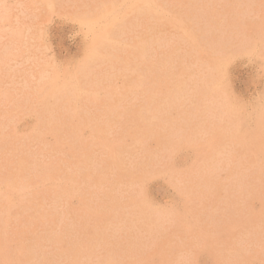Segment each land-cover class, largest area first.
I'll list each match as a JSON object with an SVG mask.
<instances>
[{
	"label": "rangeland",
	"instance_id": "1",
	"mask_svg": "<svg viewBox=\"0 0 264 264\" xmlns=\"http://www.w3.org/2000/svg\"><path fill=\"white\" fill-rule=\"evenodd\" d=\"M145 1L143 2V0H141V1H139V0H0V123H1L0 124V135H1L0 140L2 141V142L0 141V169H1L0 174L2 173V175H0V178H1L0 179V195L2 194L1 196H3V197L0 196V212H1L0 215L2 216V217L0 216V228H1V230H0V252H1L0 253V264H27V263L31 264L32 262H33V264H40V263L44 264V262H45V264H49V263L50 264L51 263L52 264H57V263L58 264H62V263L65 264L66 261H67L66 264H83V263L87 264L90 262V260L93 263L96 262L94 264H98V263L99 264H132V263L135 264V262H136V264H161V263L165 264L167 261H169V262H167L168 264H172V263L173 264H181V263L187 264L188 261H189L188 264H190V263L192 264L193 262H194L193 264H215V263L216 264H224V263L225 264L226 263L227 264H229V263L230 264H261L262 262H263L262 264H264V261H263L264 260V249H263L264 240H262V239H264V235H263L264 234V229H263L264 228V216H263L264 215V206H263V203H264V199H263L264 198V192H263L264 191V181H263L264 180V174H261V172L264 173V169L262 170V166H264L263 165L264 164V156H261L264 152V145H263L264 144V134H262V133H264V122H263L264 121V118H263L264 113H262V112H264V44H263V42H264L263 36L264 35H262V33H261V32L264 33V31H263V29H264L263 28L264 27V9H263L264 0H252V1H250V0H157L158 3H156V0H153V1L150 0V2H149V0H145ZM154 2L156 3V6H155ZM249 2H250V4L251 3H254V4L250 5ZM257 2H258V4H257ZM132 4H134V5H132ZM163 4H164L165 8H164ZM195 4L197 5V7L195 6ZM142 5L145 7L143 8ZM173 5H174V7H172ZM214 5H216L217 8ZM177 6H178V8H177ZM198 6H200V8H198ZM206 6H208V7L206 8ZM213 7H215V8H213ZM139 8H141L140 12L138 11ZM154 8L155 9L157 8V9L155 10ZM161 8H162V11H161ZM133 9L136 11H134ZM187 9H188V11H187ZM197 9H198V12H197ZM206 9H207V11H206ZM210 9H212V10H210ZM213 9H215V10L213 11ZM221 9H222V11H221ZM254 9H256V10H254ZM257 9H259V10H257ZM142 10L146 11V12H143ZM164 10L166 11V13L165 12L163 13ZM173 10H174V12H173ZM192 10L195 13L191 14ZM217 10H219L220 12ZM137 11H138V13H137ZM167 11H168L169 16H167ZM189 11H190V13H189ZM206 12H208V13H206ZM128 13H129V16H128ZM142 14L145 15L146 17H144ZM189 14H190V16H189ZM165 15L167 16L166 21L163 20V19H166ZM21 19H22V21H21ZM197 19H198V22H197ZM24 20H26V21H24ZM168 20L172 21L173 23L169 22ZM215 20H217V22ZM137 21H140V22H137ZM232 21H234V22H232ZM128 22H130V23H128ZM180 22H182V23L185 22L186 26H185V24H182ZM226 22H227V24H226ZM258 22H260L261 25ZM21 23H23V24H21ZM26 23H27V25H26ZM235 23H238V25L243 24L242 25L243 27L241 26L239 28L240 25L239 26L237 24L235 25ZM251 23H252V25H251ZM132 24H133V26H132ZM181 24L183 27L185 26L186 28L185 27L183 28L181 26ZM253 24L254 25L258 24V25L253 26ZM150 25H152V27H150ZM164 25H166V26L164 27ZM177 25H179V26H177ZM259 25L260 26L263 25V26L260 27ZM123 26H125V27L123 28ZM171 26H175L176 29H175V27L173 28ZM258 26L260 27V29H255V28H258ZM189 27H190V29H189ZM199 28H201V29H199ZM162 29L165 31H163ZM232 29H234V30H232ZM235 29H237L238 32H236ZM110 30H113V31L111 32ZM149 30H150V32H148ZM240 30H241V32H240ZM255 30L257 31L258 34H256ZM258 30H262V31H258ZM126 31H128V32H126ZM170 32H171V34H170ZM242 32H243V34H242ZM253 32H255L256 35L253 34ZM113 33H115V34H113ZM134 33H136V34H134ZM157 33H158V35H157ZM235 33H237V34H235ZM13 34L19 38H16L15 36H13ZM217 34L218 35L220 34L219 36H221V37H219ZM247 34H250V35L247 36ZM149 35H150V37H149ZM239 35L242 37H238ZM118 36H120V37H118ZM146 36H148L149 39H151V40L147 39ZM231 37H232L233 43H232V41H230ZM259 37H260V39H259ZM261 37H263V38H261ZM115 38L116 39L118 38V39L116 40ZM129 38H130V40H129ZM155 38H157V39H155ZM168 38H169V42H168ZM119 39H121L125 42H123V41L119 42L120 41ZM154 39L156 41L158 40L159 42L157 41V43H155L156 41H154ZM241 39H242V41H241ZM134 40L136 42H134V44H132V47H131V43H133ZM138 40H142V42L138 41ZM197 40H199V41H197ZM137 41L139 42L138 44H137ZM247 41H248L249 45L245 44V42L247 43ZM253 41H255V42H253ZM258 41H262V42H258ZM144 42L145 43L147 42L146 43L147 46ZM118 43L120 45H118ZM224 43H226V44H224ZM230 43H232V44H230ZM235 43L237 45L238 44L239 45L236 46ZM220 44L224 48L219 49V47H221ZM253 44L255 45L254 47H253ZM162 45H163V47H162ZM172 45H173V48L171 47ZM134 46L138 47L141 51H136V49L137 50H139V49L135 48ZM210 46H211L212 50L210 49ZM212 46H214V48ZM261 46H263V47H261ZM108 47L111 49V51ZM144 47H146V48L143 49L144 50L143 51L142 48H144ZM235 47H237L238 50ZM251 47H253L252 50L250 49ZM131 48H132V51H131ZM147 48H150V49H147ZM239 48H241L242 50L240 49V51H239ZM30 49H32L31 52H30ZM115 49H117V50H115ZM213 49H214V51H213ZM223 49L225 51H223ZM229 49L233 50L234 53H233V51L230 52ZM28 50H29V52H28ZM121 50L122 51L124 50L123 53H121L122 52ZM133 50H135V51H133ZM218 50L222 53H220ZM97 51H99V52H97ZM173 51H174V53H173ZM208 51L210 53L212 52L213 54H210ZM215 51H216V53H215ZM258 51L261 53V55H260V53L257 54ZM188 52L190 53V55ZM26 53H28V54H26ZM109 53L112 55H109ZM129 53H131V54H129ZM134 53H135V58L133 55ZM140 53L141 54L144 53V56L142 55L144 58L141 56ZM151 53H153V54H151ZM186 53H188V54H186ZM231 53H233L234 55ZM137 54L138 55L140 54V55L138 56ZM164 54H166V57L164 56ZM220 54H222V55H220ZM108 55H109V57H108ZM123 55H124V57H126L127 55L129 57L127 56L125 59L123 57ZM186 55H187V57H186ZM207 55H208V57H206ZM162 56L164 59L162 58ZM172 56H174V57H172ZM214 56L216 59L212 58ZM220 56H222L221 59H220ZM18 57H19V60H18ZM21 57L23 58V60ZM131 57H132V60L130 59ZM157 58L160 59L159 62L161 61L163 63V61H164L165 63H163V65H161L162 63L160 62V65H159ZM172 58H173V60H172ZM120 59L121 60L123 59L122 62H120L121 61ZM141 59H143V60H141ZM211 59H212V61H211ZM191 60H193V61H191ZM9 61H11V62H9ZM138 61L140 64L138 63ZM134 62L137 63L139 66L137 64H135ZM182 62H184L185 65H184V63L182 64ZM196 62L200 63L201 65L200 64L198 65V63H196ZM171 63H172V66L169 65ZM206 64H207V69H206V67H204V66H206ZM214 64L217 66H215ZM8 65H9V67H8ZM125 65H128V66H125ZM135 65H137V67L139 69H136L137 67H135ZM211 65H212V67H211ZM143 66H145V67H143ZM182 66L185 67V68H183V70H182ZM186 66L187 67L189 66V68L187 69ZM209 66L211 67L210 69H209ZM213 66H214V68H213ZM109 69H111L112 71ZM131 69L133 70L132 71L133 74L131 72ZM198 69H200V70H198ZM217 69H219V70H217ZM138 70H141L142 74H140L141 71H138ZM166 70H168V71H166ZM187 70L189 72H187ZM209 70L210 71L212 70V71L209 72ZM214 70H217V71L215 72ZM26 71H27V73H26ZM124 71L126 72V74ZM205 71L208 72L209 74L207 73V75H206ZM168 72H170L171 75ZM108 73H110V74H108ZM137 73H138V75H137ZM167 73H168V75H167ZM191 74H193V75H191ZM212 74H213V76H212ZM189 75L192 78L189 77ZM182 76H184V77H182ZM171 77H173L174 79L172 78V80H171ZM185 77H187V78H185ZM77 78H78V80H77ZM127 78H129V79L127 80ZM130 78H132V79H130ZM185 79H189L188 82ZM180 81H181V83H180ZM203 81L205 82V85H204ZM82 82H83V84H82ZM171 82L173 83V85H171ZM175 82H177V83L175 84ZM189 82L191 85L189 84ZM193 82H196L195 83L196 85ZM178 84H180L181 86ZM197 84H198V87H196ZM206 85L208 87V92H207ZM208 85H210L211 87ZM178 86H180V88H178ZM191 86L194 88V90H193V88L191 90ZM203 86H205V87H203ZM182 87H184V88H182ZM213 87H215V89H213ZM128 88H129V90H128ZM209 88H211V89H209ZM183 89L184 90L186 89L187 91L185 90L183 92ZM188 89H189V92H188ZM201 89H203L202 93H204V95H202ZM213 90H215L216 93ZM128 91H131L132 94ZM178 91L179 92L181 91L182 93H179ZM192 91H193V94H191ZM122 92H124V93H122ZM178 93L181 95H179ZM211 93H213V94L210 95V97H209L208 94H211ZM139 94H140V96H139ZM187 94H190V95H187ZM188 96L189 97L192 96V97L189 98ZM204 96L207 98L209 97V98L208 99L203 98ZM213 96H215L216 98ZM196 98L199 101L200 105L196 104V103H198ZM210 99H212V102ZM216 99H218V101H220L218 104L220 105V103H221V105H220L221 107L217 104L218 101ZM128 100H130V101H128ZM204 100H206V101H204ZM165 101H166V104H165ZM201 101H202V103H201ZM138 102L141 104H139ZM167 102L170 104L169 106L167 105L168 104ZM180 102L182 103V105ZM192 102H194V103H192ZM205 102H207V104ZM210 102L213 103V105L210 104ZM124 103H125V106H124ZM135 103H136V105H135ZM126 104H128V105H126ZM162 104L164 105V107L162 106ZM184 104L187 106H185ZM191 104H193V106ZM205 104L207 106H205ZM215 104H217V105H215ZM210 105H212V106L208 107ZM134 106H135V108H134ZM140 106H141V108H140ZM198 106H200V107H198ZM217 106H218V108L220 107V110L218 108H216ZM212 108H214V109H212ZM132 109H134V110H132ZM215 109H217L218 111ZM138 110H140V111H138ZM198 110H199V112H198ZM186 111H187V113H186ZM209 111L213 114L212 116H211V113ZM164 112H165V114H164ZM195 112L197 114H194ZM217 112L218 113L220 112L221 114L220 113L218 114ZM214 113H215V116H217V117L220 116L219 117L220 119L215 117ZM59 114H61V115H59ZM139 114H141V115H139ZM187 114H190V115H187ZM206 114L208 116H204ZM126 116H127V118H126ZM140 116L142 118H140ZM201 116H202V119L207 118V117L210 119L212 118V119L210 120L207 118V119H204V120H206V121H204L201 119ZM38 117H40V118H38ZM188 117H189V119H188ZM193 117L196 119H194ZM41 118L45 122L40 120ZM222 118H223V122H222ZM167 119H168V121H165ZM161 120H163V121L161 122ZM189 120H191L192 122H190ZM193 120H194V123H193ZM212 120H213V122H212ZM217 120H219V121H217ZM226 120L229 122L231 120V122L230 123L226 122ZM259 120H261V122ZM62 121H63V123H62ZM149 121H151L152 123ZM154 121H157V123L155 122L156 123L155 124ZM169 121H170L171 125L169 124ZM52 122L54 123V125H52L53 124ZM133 122H134V124H132ZM166 122H167V124H166ZM186 122H189V123H186ZM209 122H211V123H209ZM216 122L219 124H217ZM220 122H222V123H220ZM60 123L63 124L64 126L61 125ZM135 123L138 125H136ZM183 123L184 124L186 123L189 126H187L186 124L184 125ZM197 123H199V124H197ZM44 124L46 125V127ZM128 124H129V126H127ZM225 124H226V127H225ZM43 125H44V127H43ZM49 125L51 127H49ZM56 125H58V127ZM59 125H60V127H59ZM134 125H135V127H134ZM190 125L192 128L190 127ZM192 125H194L195 128ZM227 125H228V127H227ZM257 125H259V126H257ZM144 126H146V127H144ZM182 126H183V128H182ZM213 126H215V127H213ZM121 127H123L124 129H121ZM129 127H131V128H129ZM137 127H138V129H137ZM139 127L140 128L142 127V128L139 129ZM165 127H167V128H165ZM232 127H233V129H232ZM260 127H261V129H260ZM262 127H263V129H262ZM202 128L204 129V131H206L205 133L202 130ZM224 128H226L228 131ZM59 129H60V132H59ZM63 129H64V131H63ZM189 129L191 131H189ZM200 129L204 135L200 132ZM212 129H213V131H212ZM257 129L259 130V132H257ZM38 130H39L40 135H38V133H37ZM55 130H56V132H55ZM138 130H139V132H138ZM140 130L143 132H146V133H143V132L141 133ZM181 130H183L182 133H181ZM236 130H237V132H236ZM254 131L257 132L258 134H256ZM120 132H122L121 135H120ZM186 132H188V134ZM191 132H192V134H190ZM194 132H197V133H194ZM198 133H199V135H198ZM182 134L184 137L182 136ZM222 134H224V135H222ZM176 135L179 138L176 137ZM190 135H191V137H189ZM238 135H240L239 138H238ZM242 135H243V138H245L244 140H242L243 139ZM252 135L256 136V137H253ZM138 136H140V137H138ZM247 136H252V137H247ZM257 136H259V138ZM13 137H15V138H13ZM19 137H21V138H19ZM66 137H68L67 139H70V141L65 139ZM204 137H206V138H204ZM16 138L19 140H17ZM37 138H39V139H37ZM60 138H62V140ZM115 138L117 141L114 140ZM137 138L138 139L140 138L139 142L136 141V140H138ZM207 138L211 141L207 140ZM249 138H251L253 140L251 141ZM56 139L58 141H61V143H64V142L65 143L64 144H61L59 142L56 143L57 142ZM74 139H76V140H74ZM109 139H110V142L108 141ZM178 139H179V141H178ZM239 139L242 141H240ZM40 140H41V142H40ZM71 140L73 141L74 144L72 143ZM120 140L123 141L124 144L122 142H120ZM141 140H143L144 142L143 141L141 142ZM247 140H248V142H247ZM5 141H7L8 143ZM208 141H209V143H208ZM223 141H224V144H223ZM243 141H245V142H243ZM260 141H262V142H260ZM14 142H16V143H14ZM32 142H33V144H31ZM46 142H49L48 145L46 144ZM118 142H119V145L117 146ZM250 142H252L253 145L249 144ZM23 143L25 144V146ZM75 143L78 145H76ZM131 143H132V145H131ZM220 143H221V145H220ZM239 143H240V145H238ZM53 144H54V148L52 146ZM83 144H85V147ZM92 144H94V145H92ZM103 144H104V146H103ZM112 144H114V145L112 146ZM122 144L125 146H123ZM211 144L214 146L213 147L214 149L212 148ZM227 144H228V146H226ZM20 145H21V149H20ZM40 145H41V148L43 150L40 148ZM74 145L76 148H74ZM86 145L89 147H87ZM99 145H100V147H99ZM110 145H111V149L113 151L109 149L108 146H110ZM139 145H140V147H139ZM141 145H143L144 147ZM210 145H211V147H210ZM217 145H219V147ZM250 145H251V147H250ZM62 146H63V148H62ZM114 146H115V148H116V146L118 148H116V150H115ZM121 146L123 148L125 147L126 150L123 149ZM136 146H137V148H136ZM234 146H235V148H234ZM246 146L249 147V149ZM252 146H253V148H252ZM25 147H27V148L25 149ZM78 147H80L82 149L79 150V149H77ZM94 147H97V148H94ZM127 147L130 151L127 149ZM5 148H7V149L5 150ZM59 148H61V149H59ZM133 148H135V149L133 150ZM236 148H237V150H236ZM250 148H252L253 151ZM261 148H263V150ZM8 149H9V152H8ZM24 149L26 150V153H25ZM57 149H58V151H57ZM100 149H102V150H100ZM204 149H205V151L208 152V154H207V152L204 151ZM232 149H234L236 152L235 151L232 152ZM4 150H5V152H4ZM17 150H18V152H17ZM93 150H94V152H93ZM118 150H120V151L118 152ZM138 150H140L141 152L140 151L136 152ZM209 150H210V153H209ZM228 150H229V152H228ZM242 150H243L244 154L242 153ZM35 151H36V154H35ZM104 151H105V153H103ZM203 151H204L206 157L203 156L204 155V153H202ZM213 151H214V153H213ZM217 151H218V154H216ZM221 151H223V152H221ZM226 151H227V153H226ZM246 152L249 154H247ZM1 153L3 155H1ZM38 153H40L41 155ZM78 153H80L79 159H78ZM81 153H83V154H81ZM109 153H110V155H109ZM115 153H116V155H115ZM126 153H127V155H126ZM229 153L231 154V156ZM152 154H154V155H152ZM209 154L210 155L213 154V155L210 156ZM226 154H229V155L226 156ZM62 155L65 158L67 157L68 159L67 158L65 159ZM133 155L137 158H133L134 157ZM138 155H140V156H138ZM141 155H142V157H146V155H147V157L142 158ZM155 155H156V157H155ZM38 156H39V158H38ZM59 156L62 158L60 159ZM75 156H76V158H75ZM115 156L118 160H116ZM201 156H203V158ZM209 156L212 158H209ZM224 156H226V157H224ZM234 156H236V157H234ZM245 156L247 159L245 158ZM257 156H259V157H257ZM21 157H22V159H21ZM53 157L56 159H54ZM91 157H92V159H91ZM111 157H113V158H111ZM139 157H140V159H139ZM218 157H219V159L221 158L222 160L220 159L221 160L220 161L218 159ZM238 157H240V158H238ZM255 157H256V159H254ZM23 158H24V160H23ZM31 158H33V159L31 160ZM85 158H86L87 164H86V162L83 163V161H85ZM105 158H107V163H106ZM161 158H162V160H161ZM204 158H207V159H204ZM215 158L217 159V161ZM249 158L251 159L250 161H249ZM258 158H260V159L258 160ZM13 159L14 160L16 159V160L14 161ZM45 159H47V160H45ZM112 159H113V161H112ZM121 159H122V161H121ZM132 159L134 160V162L132 161ZM202 159H204V161H202ZM42 160H43V162H42ZM55 160H56V162H55ZM77 160L80 162V164ZM92 160H93V162H92ZM148 160H149L150 165H153L154 167L150 166L149 163H147ZM153 160H155V162ZM205 160H206V162H205ZM242 160H244V161H242ZM25 161H27V162H25ZM114 161H116V162H114ZM214 161H215V163H211ZM257 161H259V162H257ZM66 162H68V163H66ZM73 162H75V163H73ZM112 162H114V163H112ZM124 162H125V164H124ZM233 162H235V164ZM248 162H250V163L248 164ZM262 162H263V164H262ZM31 163H36V164H31ZM49 163H51V164H49ZM139 163H140V166H139ZM142 163L143 164L145 163V164L143 165ZM207 163L210 164L212 167L210 165H209L210 166L209 167L207 165ZM219 163L222 165L220 166ZM226 163H228V164L226 165ZM59 164H61V165H59ZM96 164H97V167H96ZM120 164H122V165H120ZM1 165H2V167H1ZM49 165H50V167H49ZM56 165H58V166H56ZM83 165H85V167L88 171H86V169H85V167H83ZM124 165H126V166H124ZM131 165H132V167L134 166L135 168L134 167L131 168ZM59 166H60V168H59ZM65 166H67V167H65ZM102 166L106 167L107 169L105 170ZM223 166H225V167H223ZM227 166L229 167L228 169H227ZM252 166L254 169L252 168ZM257 166H261V167L257 168ZM27 167H30V168H27ZM35 167L36 168L38 167V168L36 169ZM51 167H52V169H51ZM74 167H75V169H74ZM94 167H95V169H94ZM127 167L129 169H124ZM197 167H198V170H197ZM214 167L217 169V171ZM66 168L67 169L69 168V169L66 170ZM80 168L81 169L83 168V169L80 170ZM109 168H112V170ZM137 168L140 170L138 171ZM155 168H157V169H155ZM237 168H239V169H237ZM242 168L245 171H243ZM246 168H247V170H246ZM18 169H20L22 172L20 170L18 171ZM101 169H102V171H100ZM113 169H115L116 172ZM221 169H222V172H221ZM96 170H98V171H96ZM135 170H136V172L134 174ZM143 170H144V172H143ZM157 170H159V171H157ZM166 170H167V172H166ZM259 170H260V172H259ZM9 171H11V172H9ZM16 171H17V173H16ZM25 171H26V173H25ZM31 171H33V172H31ZM36 171H39V172H36ZM91 171H93V172H91ZM113 171H114V173H113ZM211 171H213V172H211ZM215 171H216V173H215ZM223 171H225V172H223ZM257 171L259 172L258 174H257ZM6 172H8V173H6ZM28 172H31V173H28ZM54 172L57 174L59 173L60 175H56ZM150 172H151V174H150ZM159 172H160V174H159ZM171 172H173V173H171ZM34 173L37 176V178H36V176H34ZM44 173H46V174H44ZM91 173L92 174L95 173V174H93V176H91L92 175ZM168 173H170V174H168ZM236 173H239V175ZM242 173H243V175H242ZM49 174H52V175H49ZM86 174H88V176ZM204 174H206V175H204ZM212 174H214V175H212ZM217 174L218 175L220 174V175L217 176ZM232 174L234 176H236L237 178H233L234 176ZM254 174L256 175V177L254 176ZM69 175H71V177ZM106 175H108V176H106ZM169 175H171V177H169ZM13 176H16V177H13ZM17 176L19 178H17ZM49 176H51V177H49ZM197 176L199 177V179ZM203 176H204V178H207L209 176L208 178L210 180H208V178H207V180L205 179L206 181L205 180L203 181V179H204ZM241 176H243V177H241ZM244 176H245V178H244ZM72 177H74V178H72ZM190 177H191V179H190ZM230 177H231V179H230ZM2 178H3V180H2ZM12 178H13V181H12ZM20 178H22V179H20ZM43 178H44V181L41 182ZM59 178H60V181H59ZM100 178H101V182H100ZM192 178H193V180H192ZM68 179H70V180H68ZM81 179H82V182L80 181ZM170 179H172L175 182H170ZM228 179H230L231 181ZM244 179H245V181H244ZM1 180H2L3 184L1 182ZM14 180H15V182H14ZM19 180H22V181H19ZM72 180H73V182H76L78 185L76 183H73V182L71 183ZM107 180L108 181L111 180V181L108 182ZM221 180L224 181V183ZM225 180L226 181L228 180L227 181V183L229 182L228 185L231 184V185H229V187H227L228 185L225 182ZM38 181H40V182H38ZM62 181H63V183H62ZM120 181H122V185H121ZM126 181L128 182V184ZM135 181H137V182H135ZM189 181L192 184H190ZM196 181H198V182H196ZM232 181H233V183H230ZM238 181L240 182L239 184H238ZM251 181H253V183ZM7 182H8V184H7ZM95 182H96V184H95ZM116 182L117 183L120 182V183L116 185L115 184ZM199 182H201V183H199ZM234 182H235V184H234ZM255 182H256V184H255ZM35 183H37V186L35 185ZM80 183L82 186L79 185ZM110 183H112V184H110ZM187 183L189 184V186ZM241 183L244 185H242ZM56 184H58V185H56ZM125 184H127V185H125ZM137 184H139V185H137ZM185 184H187V185H185ZM203 184H205L204 185L205 188L202 186ZM232 184L234 187L232 186ZM64 185L67 187H65ZM89 185H91V186H89ZM173 185H175V187ZM221 185H222V187H221ZM224 185H225V187H223ZM236 185L238 186L237 189H236V187H237ZM249 185L252 187L255 186L254 187L255 189L249 187ZM68 186L69 187L72 186L71 189ZM83 186H85V187L83 188ZM195 186H197V187H195ZM230 186H231V188H230ZM259 186L261 187V189ZM21 187H22V189H21ZM127 187H129L128 188L129 190L127 189ZM209 187H210V189L214 188V189H212L213 193H211L212 190L209 191ZM18 188H20V189H18ZM30 188H32V189H30ZM38 188L39 189L41 188L40 191ZM51 188H52V190H51ZM76 188H78L79 190ZM109 188L111 189V191L109 190ZM186 188H187V190H186ZM193 188H194V190H193ZM228 188H230V190H228ZM233 188H234V190L231 191ZM239 188H241V189H239ZM250 188H251V191H249ZM60 189L61 190L67 189V190L65 192L64 190L61 191ZM104 189H106V190H104ZM122 189H124V190H122ZM132 189H133V191H132ZM258 189H259V191H258ZM19 190L22 192H20ZM74 190L76 192H74ZM201 190H204L205 193ZM227 190L231 191V192H227ZM56 191H57V193H56ZM68 191L70 192L71 195L69 194ZM96 191L98 192V194ZM100 191H102L104 193L105 197L102 196L103 193ZM114 191H115V193H114ZM116 191H118L119 193ZM134 191L136 192V193H134L135 195L133 194ZM206 191L210 192V193H208L209 195L208 194L206 195V193H207ZM214 191H216V192L214 193ZM83 192H87V194H89V193H91V194H89L90 196L87 195L86 193L83 195L82 194ZM260 192H261V194H259ZM4 193H5V195H4ZM7 193H9L10 195H7ZM40 193H42V194H40ZM45 193H47V194H45ZM61 193H62V195H61ZM116 193H118V194H116ZM185 193L187 195V198L190 197L188 199V200H190L189 202L186 198ZM188 193H189V195H188ZM196 193H197V195H196ZM225 193H226V195H224ZM251 193H253L254 196L250 195ZM39 194H40V196H39ZM95 194H96V196H95ZM99 194H100V196H99ZM125 194H126V197L128 199L125 197ZM138 194H141L142 198H139L140 195H138ZM233 194H235V195H233ZM241 194H243L242 195L243 199H241V197H242ZM257 194H259V195H257ZM107 195H109V197H106ZM4 196H5V198H4ZM65 196H67L66 199H65ZM93 196H95V197H93ZM183 196H185V197H183ZM197 196H199L200 198ZM207 196H208V198H207ZM19 197L20 198L22 197L24 199H19ZM119 197H120V199H119ZM211 197L214 199H212ZM221 197L228 198L229 201H228V199L221 198ZM100 198H103V199H100ZM201 198H203V200H201ZM206 198H207V200H206ZM7 199H9V200H7ZM18 199L20 202L18 201ZM32 199H33V201H32ZM223 199H225L224 202H222ZM5 200H6V202H5ZM57 200H58V203H57ZM142 200L144 202H141ZM197 200L199 202H197ZM205 200L207 202L208 201H210V202L207 203V202H205ZM214 200H216V201H214ZM230 200L231 201L234 200V201L231 202ZM235 200H237V202ZM241 200L244 203L241 202ZM245 200L247 201V203ZM91 201H94V203ZM118 201H120V202H118ZM21 202H25L26 204L25 205H24V203L21 204ZM36 202H37V204H36ZM40 202H41V204H39ZM46 202H48V203H46ZM55 202H56V204H55ZM88 202H90V203H88ZM136 202H138V203H136ZM226 202L229 204H227ZM111 203H112V205H111ZM189 203H191V204H189ZM210 203H212V204H210ZM233 203H236V205H238V206H236L235 204L233 206ZM237 203H239V204H237ZM33 204L36 206H34ZM59 204H61V205H59ZM95 204L99 205V207H96ZM106 204H108V205L106 206ZM139 204H140V206H139ZM188 204H189V206H188ZM11 205H13V206H11ZM81 205H82V207H81ZM104 205H105V209L103 207ZM120 205H121V207H123V206L124 207L121 208ZM134 205H136L137 207L135 208ZM213 205H215V206L213 207ZM223 205L225 207H227L226 205H228L227 210L225 209V207H222ZM230 205H231V207H230ZM7 206H9V208ZM23 206H25L24 209H23ZM70 206H72V207L70 208ZM85 206H87V207H85ZM148 206L149 207L151 206V208H149ZM235 206H236V208H234ZM240 206H241V208H239V209H241V211L237 208ZM93 207H95V208H93ZM113 207H115V208H113ZM140 207H142V208L140 209ZM147 207L149 210L148 209L145 210V208H147ZM200 207L202 210H200ZM220 207H221V209H220ZM244 207L246 209L247 208L248 209L246 210ZM27 208H28V210H27ZM86 208L88 209L87 211H89L88 213L85 212ZM55 209H56V211H55ZM77 209L78 210L80 209V211H77ZM113 209H115V211ZM136 209L137 210L139 209L138 210L139 212ZM152 209H155V210H153L154 214L152 213ZM165 209L167 211L168 210L169 211L166 212ZM204 209H207V210H204ZM235 209H237V210H235ZM243 209L246 213L242 211ZM33 210L35 212H33ZM104 210H106V211L103 212ZM141 210H143L142 213H141ZM221 210L222 211L224 210V211L222 212ZM7 211L10 215L7 213ZM16 211H18V212H16ZM112 211H114V212H112ZM120 211H121V213H120ZM154 211L155 212L158 211V212H160V214H163V215H159L158 212L156 215V213ZM172 211L175 213L171 214ZM186 211H188V212H186ZM227 211H229V212H227ZM232 211L234 212V214ZM258 211L260 214L258 213ZM37 212L39 215L37 214ZM95 212H96V214H95ZM129 212H131V214ZM163 212H165L166 214ZM212 212L214 214H212ZM225 212H227L229 215H227V213H225ZM27 213L28 214L30 213V214L28 215ZM52 213H53V215H52ZM57 213H59V214H57ZM80 213H82V214H80ZM90 213H92L93 215ZM136 213L137 214L139 213V214L137 215ZM221 213L226 214L225 216L228 218H226ZM239 213H241V214L238 215ZM70 214H71V216H70ZM85 214H87V215H85ZM134 214H135V216L136 215L137 216L135 217ZM170 214L172 215V217ZM183 214H185V215L183 216ZM194 214H195V216H194ZM220 214H221V216H220ZM235 214H237V215L235 216ZM243 214L244 215L246 214V216H243ZM80 215H82V216H80ZM84 215L86 216V218ZM107 215L110 216L109 219L107 218L108 217ZM112 215H113V217H112ZM145 215H150V216H147V218H146ZM175 215H176V217H175ZM28 216L31 219L28 218ZM42 216H44V217H42ZM65 216L68 220L65 219ZM152 216L154 217V219ZM239 216H241V217H239ZM6 217H7V219H5ZM47 217H49V218H47ZM138 217L140 219H138ZM166 217H168L169 219L168 218L166 219ZM187 217H189V218H187ZM231 217L232 218L234 217L236 219H234V218L232 219ZM243 217L245 220L247 218V220L246 221L243 220L242 219ZM252 217H254L255 219ZM83 218L86 220H84ZM100 218H102V219H100ZM122 218H123V220H122ZM136 218H137V221L135 220ZM192 218L193 219L195 218L196 220L195 219L192 220ZM197 218H199V219H197ZM74 219L77 221H74ZM127 219H128V222H127ZM152 219L154 222H152ZM206 219H208V220H206ZM213 219L215 221H211ZM228 219H229L228 222H230V223L227 222ZM51 220H52V222H51ZM116 220H117V222H115ZM119 220H122V221H119ZM141 220H142V222H141ZM160 220H162V221H160ZM169 220H170V222H169ZM182 220H185V221L182 222ZM221 220H222V222H225V224L221 223L220 222ZM238 220L239 221L241 220L244 223V224L242 223L240 225V227H239V224L241 223V221L239 222ZM67 221H69V222H67ZM105 221L108 224L105 223ZM143 221H145V222H143ZM146 221L148 223H146ZM155 221H157V224L155 223ZM189 221L191 224L189 223ZM235 221H236V223H235ZM58 222H59V225H58ZM70 222H71V224H70ZM131 222H133V223H131ZM136 222H137V224H136ZM159 222H160V224H159ZM163 222H164V224H163ZM166 222H167V224L165 226ZM175 222L176 223L179 222V224H176ZM206 222L209 224H207ZM214 222H216V223H214ZM255 222H257L258 224H256ZM46 223L49 225V227ZM73 223H75V224H73ZM76 223H77L78 227H77ZM233 223H235V224H233ZM251 223H252V225H251ZM64 224H66V225H64ZM98 224H100V225L98 226ZM109 224H112V225H109ZM143 224L144 225L148 224L149 226L148 225L144 226ZM196 224H197V226H196ZM204 224H206L207 227H209V226H211V227H209V229H208ZM216 224L217 225L221 224V227H220V225L216 226ZM54 225H56V226H54ZM83 225H85V226H83ZM140 225H143V226H140ZM156 225H158V226H156ZM177 225H178V227H177ZM242 225H244V226H242ZM254 225H257L259 228L257 226L255 227ZM104 226H105V228H103ZM117 226H119V227H117ZM123 226H125V227H123ZM131 226H132V228H131ZM184 226H188L189 228L191 226H193V227H191L193 230L191 228L189 229L188 227L186 229ZM225 226L226 227L229 226L230 228H228V227L226 228ZM253 226L255 229L253 228ZM65 227H66V229L69 228L70 230L69 229L66 230ZM81 227H84L86 230L84 228H81ZM106 227H109V228L106 229ZM126 227H127V229H126ZM147 227L149 228V230ZM161 227H162V229H161ZM244 227H246V228L248 227V229H246ZM137 228H138V230H137ZM152 228H153V230H152ZM154 228L156 229V231ZM177 228H179V229H177ZM222 228H224L225 231ZM231 228H233V229H231ZM252 228L254 229V231ZM63 229H64V231H63ZM94 229L97 231H95ZM130 229H131V232H130ZM199 229L203 230V232L198 231ZM221 229L223 230V232L219 233V231ZM229 229H230V231H228ZM244 229H246V230H244ZM55 230L57 233L55 232ZM83 230H84V232H83ZM98 230H99V232H98ZM115 230H117V231H115ZM167 230H168L167 234H169V235H166ZM180 230H181V232L184 231L185 233L184 232L181 233ZM215 230H217V231H215ZM240 230H243V231H240ZM248 230H251L252 232L248 231ZM48 231H50V232L48 233ZM71 231L72 232L74 231L73 232L74 234L71 233ZM92 231L94 233H92ZM196 231H198V232H196ZM231 231H233V232H231ZM244 231H245V234H244ZM60 232L63 234V235H61V237L59 236L61 234ZM79 232H81V235L78 234ZM111 232H112V234H111ZM147 232H149V234ZM204 232L206 233V235L208 234V236H206ZM211 232H212V234H211ZM225 232H228V233H226V235H225ZM229 232H231V233H229ZM253 232L255 233V235H253L254 234ZM256 232H258V234H256ZM259 232H261L262 234ZM70 233L72 235H69ZM86 233H88L89 235H87ZM103 233H104V236H103ZM151 233H152V235H151ZM160 233H161V235H160ZM198 233L200 234L201 238H200V236H198ZM232 233L234 234L235 237L233 236ZM130 234H133V235H130ZM210 234H211V236L209 237ZM216 234L219 235L217 239L215 238L217 236ZM220 234L223 237H221ZM55 235L57 236L56 238H58L56 240H55ZM78 235H80L79 238H78ZM83 235H85V237ZM110 235H112V236H110ZM158 235H159V238L161 239V241L158 238ZM179 235H180V238H182V236L184 237V238H182L183 240L179 238ZM190 235H192V236H190ZM241 235H243L244 238ZM41 236L43 238H41ZM82 236H83V238H82ZM93 236L96 237V239ZM98 236L101 238H99ZM155 236L157 239L154 238ZM230 236H232V238ZM46 237H47V239H46ZM206 237L208 239H206ZM212 237H214L215 240ZM247 237H249L250 239ZM36 238H37V240H36ZM67 238H68V241H67ZM90 238H91V240H90ZM107 238H109V239H107ZM119 238H121V239H119ZM150 238H152V239H150ZM166 238L168 239L169 243H167ZM210 238H212V239H210ZM224 238H226L227 240ZM233 238H234V240H232ZM87 239H89L90 241ZM158 239H159V241H158ZM169 239H171L172 241ZM242 239L243 240L246 239V240L243 241ZM25 240L26 241L29 240V241L26 242ZM57 240H59V241H57ZM97 240H98V242H97ZM141 240H142V243H141ZM191 240L192 241L195 240V242L192 243ZM200 240L202 241L204 246H203V244H201ZM212 240H213V242H212ZM219 240H221V241H219ZM2 241H4V242H2ZM76 241H79L80 244H82V245H80L79 242H76ZM91 241H93L95 243H91ZM155 241L156 242L158 241L157 244ZM165 241H166V243H164ZM183 241H184V243H182ZM203 241H205V242H203ZM239 241H240V243H239ZM23 242H25L26 244ZM46 242H48L47 243L48 245L46 244ZM50 242L52 244L54 242L55 243L52 246V244ZM190 242L192 245L190 244ZM216 242L217 243L219 242V243L217 244ZM5 243L7 245H5ZM33 243H35V244H33ZM97 243H98V245L94 246V244H97ZM126 243H127V245H126ZM237 243L240 245V248H239V245ZM31 244H32V247L30 246ZM111 244H113L112 245L113 247L111 246ZM163 244H164V246H163ZM168 244H169V246H168ZM184 244H187L188 246L184 245ZM236 244H237V246H235ZM4 245L6 247H4ZM34 245L35 246L38 245V246L35 247ZM165 245H166V247H165ZM171 245H173V246H171ZM190 245L193 247H191ZM194 245H196V246H194ZM227 245L231 246V247L225 248V247H228ZM62 246H63V248H62ZM107 246H108V249L106 248ZM170 246H171V248H170ZM220 246L223 247V249ZM8 247H9V249H8ZM22 247H24L25 249L24 248L20 249ZM54 247H56V248H54ZM75 247H77V248H75ZM147 247H149L150 249L149 248L147 249ZM195 247H196V250H195ZM209 247H213V248H209ZM241 247H242V250L245 252L240 250L241 252L238 253L239 250L237 251V249H241ZM26 248H30L31 250L27 249L28 250V253H27ZM58 248H60L61 251L62 252L64 251V252L61 254V251ZM91 248L93 249V251ZM94 248H96V249H94ZM99 248H100V250H99ZM166 248H168V249H166ZM183 248H184V250H183ZM243 248L244 249L247 248V250L246 249L244 250ZM49 249H51V250H49ZM69 249L70 250L72 249L71 253H70ZM73 249H75V251ZM120 249H121V251H120ZM210 249L212 251L214 250L215 252L219 251L218 254L219 253L220 254L218 255L215 252L211 253V251H209ZM227 249H228V251H227ZM231 249H233L232 252L230 251ZM160 250L162 253L160 252ZM7 251H8V253H7ZM108 251L110 254L108 253ZM152 251H154V252L152 253ZM156 251H158V254ZM174 251L177 255L175 253H172ZM178 251H180V252H178ZM233 251L236 252L237 254L234 253ZM249 251L251 252V254H249L250 253ZM257 251H259V252H257ZM33 252H36V253L34 254ZM39 252H40V254L38 257ZM58 252H60V253H58ZM86 252H88V253L86 254ZM93 252H95V253H93ZM227 253H229V255ZM257 253H258V255H257ZM43 254H46V255L43 256ZM47 254H49V255H47ZM66 254H67V256L70 255L71 258L67 257ZM88 254H90V255H88ZM178 254H180L181 256ZM212 254H215L217 256L214 255V257L212 258V256H213ZM247 254L251 255V256H248ZM28 255L30 257H28ZM52 255L54 256V258ZM82 255H84V256H82ZM226 255H227V257H226ZM230 255H232V256H230ZM252 255L254 257H252ZM126 256H127V258H126ZM164 256H165V258H164ZM257 256H259V257H257ZM41 257H42V259H41ZM44 257H46V258H44ZM181 257L183 258V260L185 259L187 261H185V260L183 261ZM224 257H225V260H224ZM260 257H262V258H260ZM27 258H28V260H27ZM57 258H58V260H57ZM89 258H90V260H89ZM107 258H108V260L110 259V261L113 259L112 260L113 262H109V263L106 262V261H108ZM120 258H121V260H120ZM256 258L258 261L260 259V261L258 262L256 260ZM24 259H26L27 263L25 262ZM69 259H70V261H69ZM237 259H238V261H237ZM36 260H39V261L36 262ZM59 260H60V262H59ZM93 260H95V261H93ZM129 260H131V261H129ZM213 260H214V262H213ZM234 260H235V262H234ZM53 261H55V262H53ZM99 261H102V263ZM176 261H178V263ZM218 261L221 263H219ZM226 261H228V262H226ZM85 262H87V263H85ZM92 262H90L89 264H91ZM103 262H105V263H103Z\"/></svg>",
	"mask_w": 264,
	"mask_h": 264
},
{
	"label": "bare ground",
	"instance_id": "2",
	"mask_svg": "<svg viewBox=\"0 0 264 264\" xmlns=\"http://www.w3.org/2000/svg\"><path fill=\"white\" fill-rule=\"evenodd\" d=\"M139 1H141V0H139ZM144 1H145V0H143V2H144ZM151 1H153V0H151ZM250 1H252V0H250ZM145 2H146V1H145ZM147 2H148V1H147ZM149 2H150V0H149ZM162 2H163V1H162ZM168 2H169V1H168ZM207 2H208V1H207ZM258 2H259V1H258ZM258 2H257V4H258ZM137 3H138V2H137ZM154 3H155V2H154ZM156 3H158L157 0H156ZM156 3H155V6H156ZM244 3H245V2H244ZM260 3H261V2H260ZM134 4H135V3H134ZM134 4H132V5H134ZM144 4H145V3H144ZM146 4H147V3H146ZM150 4H151V3H150ZM247 4H248V3H247ZM249 4H250V2H249ZM251 4H254V3H251ZM251 4H250V5H251ZM175 5H176V4H175ZM199 5H200V4H199ZM202 5H203V4H202ZM207 5H208V4H207ZM244 5H245V4H244ZM137 6H138V5H137ZM142 6H143V5H142ZM146 6H147V5H146ZM163 6H164V4H163ZM169 6H170V5H169ZM195 6L197 7L196 4H195ZM214 6H216V5H214ZM218 6H219V5H218ZM245 6H246V5H245ZM248 6H249V5H248ZM254 6H255V5H254ZM140 7H141V6H140ZM144 7H145V6H143V8H144ZM147 7H148V6H147ZM158 7H159V6H158ZM160 7H161V6H160ZM166 7H167V6H166ZM172 7H174V5H173ZM204 7H205V6H204ZM207 7H208V6H206V8H207ZM209 7H210V6H209ZM219 7H220V6H219ZM252 7H253V6H252ZM137 8H138V7H137ZM143 8H142V9H143ZM152 8H153V7H152ZM164 8H165V6H164ZM177 8H178V6H177ZM190 8H191V7H190ZM198 8H200V6H198ZM213 8H215V7H213ZM216 8H217V6H216ZM223 8H224V7H223ZM237 8H238V7H237ZM244 8H245V7H244ZM257 8H258V7H257ZM134 9H135V8H134ZM134 9H133V10H134ZM140 9H141V8H139V10H138L139 12H140ZM145 9H146V8H145ZM154 9H155V8H154ZM156 9H157V8H156ZM156 9H155V10H156ZM175 9H176V8H175ZM252 9H253V8H252ZM263 9H264V7H263ZM133 10H132V11H133ZM170 10H171V9H170ZM178 10H179V9H178ZM180 10H181V9H180ZM200 10H201V9H200ZM210 10H212V9H210ZM214 10H215V9H213V11H214ZM234 10H235V9H234ZM238 10H239V9H238ZM254 10H256V9H254ZM257 10H259V9H257ZM134 11H136V10H134ZM138 11H137V13H138ZM142 11H143V10H142ZM147 11H148V10H147ZM157 11H158V10H157ZM161 11H162V8H161ZM187 11H188V9H187ZM206 11H207V9H206ZM217 11H219V10H217ZM221 11H222V9H221ZM243 11H244V10H243ZM243 11H242V12H243ZM245 11H246V10H245ZM143 12H146V11H143ZM158 12H159V11H158ZM164 12L166 13L165 10L163 11V13H164ZM169 12H170V11H169ZM173 12H174V10H173ZM179 12H180V11H179ZM185 12H186V11H185ZM197 12H198V9H197ZM211 12H212V11H211ZM219 12H220V11H219ZM253 12H254V11H253ZM141 13H142V12H141ZM160 13H161V12H160ZM189 13H190V11H189ZM192 13H195V12H193V10H192L191 14H192ZM206 13H208V12H206ZM213 13H214V12H213ZM217 13H218V12H217ZM217 13H216V14H217ZM139 14H140V13H139ZM145 14H146V13H145ZM135 15H136V14H135ZM135 15H134V16H135ZM137 15H138V14H137ZM142 15H143V14H142ZM184 15H185V14H184ZM240 15H241V14H240ZM21 16H22V15H21ZM24 16H25V15H24ZM126 16H127V15H126ZM128 16H129V13H128ZM143 16L146 17L145 15H143ZM149 16H150V15H149ZM162 16H163V15H162ZM167 16H169V15H168V11H167ZM167 16L165 15L166 19H163V20L166 21V20H167ZM170 16H171V15H170ZM189 16H190V14H189ZM200 16H201V15H200ZM242 16H243V15H242ZM139 17H140V16H139ZM163 17H164V16H163ZM163 17H162V18H163ZM129 18H130V17H129ZM135 18H136V17H135ZM23 19H24V18H23ZM136 19H137V18H136ZM147 19H148V18H147ZM160 19H161V18H160ZM169 19H170V18H169ZM192 19H193V18H192ZM201 19H202V18H201ZM195 20H196V19H195ZM239 20H240V19H239ZM246 20H247V19H246ZM253 20H254V19H253ZM19 21H20V20H19ZM21 21H22V19H21ZM24 21H26V20H24ZM27 21H28V20H27ZM134 21H135V20H134ZM159 21H160V20H159ZM168 21H169V20H168ZM215 21L217 22V20H215ZM240 21H241V20H240ZM244 21H245V20H244ZM251 21H252V20H251ZM28 22H29V21H28ZM137 22H140V21H137ZM169 22L173 23L172 21H169ZM197 22H198V19H197ZM203 22H204V21H203ZM222 22H223V21H222ZM232 22H234V21H232ZM253 22H254V21H253ZM253 22H252V23H253ZM260 22H261V21H260ZM260 22H258V23L261 25ZM126 23H127V22H126ZM128 23H130V22H128ZM134 23H135V22H134ZM152 23H153V22H152ZM154 23H155V22H154ZM160 23H161V22H160ZM162 23H163V22H162ZM166 23H167V22H166ZM180 23H182V22H180ZM195 23H196V22H195ZM230 23H231V22H230ZM241 23H242V22H241ZM252 23H251V25H252ZM21 24H23V23H21ZM137 24H138V23H137ZM178 24H179V23H178ZM182 24H185V22H183ZM182 24H181V26H182ZM217 24H218V23H217ZM226 24H227V22H226ZM228 24H229V23H228ZM233 24H234V23H233ZM236 24L238 25V23H235V25H236ZM26 25H27V23H26ZM28 25H29V24H28ZM159 25H160V24H159ZM167 25H168V24H167ZM179 25H180V24H179ZM179 25H177V26H179ZM208 25H209V24H208ZM221 25H222V24H221ZM221 25H220V26H221ZM239 25H240V24H239ZM239 25H238V26H239ZM242 25H243V24H242ZM242 25H240L239 28H240ZM256 25H258V24H255V25L253 24V26H256ZM260 25H259V26H260ZM125 26H126V25H125ZM125 26H123V28H124ZM132 26H133V24H132ZM136 26H137V25H136ZM138 26H139V25H138ZM165 26H166V25H164V27H165ZM185 26H186V24H185ZM185 26H184V27H185ZM193 26H194V25H193ZM199 26H200V25H199ZM224 26H225V25H224ZM259 26H258V28H255V27H254V28H255V29H260V27H262L263 25L260 26V27H259ZM128 27H129V26H128ZM150 27H152V25H150ZM154 27H155V26H154ZM154 27H153V28H154ZM171 27L174 28L175 26H171ZM182 27H183V26H182ZM184 27H183V28H184ZM190 27H191V26H190ZM190 27H189V29H190ZM222 27H223V26H222ZM232 27H233V26H232ZM235 27H236V26H235ZM242 27H243V26H242ZM130 28H131V27H130ZM132 28H133V27H132ZM156 28H157V27H156ZM166 28H167V27H166ZM178 28H179V27H178ZM185 28H186V27H185ZM228 28H229V27H228ZM263 28H264V27H263ZM26 29H27V28H26ZM28 29H29V28H28ZM113 29H114V28H113ZM127 29H128V28H127ZM142 29H143V28H142ZM168 29H169V28H168ZM175 29H176V27H175ZM180 29H181V28H180ZM180 29H179V30H180ZM199 29H201V28H199ZM229 29H230V28H229ZM244 29H245V28H244ZM246 29H247V28H246ZM250 29H251V28H250ZM125 30H126V29H125ZM136 30H137V29H136ZM147 30H148V29H147ZM156 30H157V29H156ZM162 30H163V29H162ZM183 30H184V29H183ZM221 30H222V29H221ZM232 30H234V29H232ZM235 30H236V32H238L237 29H235ZM110 31L112 32L113 30H110ZM128 31H129V30H128ZM128 31H126V32H128ZM130 31H131V30H130ZM143 31H144V30H143ZM163 31H165V30H163ZM170 31H171V30H170ZM228 31H229V30H228ZM248 31H249V30H248ZM255 31H256V30H255ZM258 31H262V30H258ZM263 31H264V29H263ZM108 32H109V31H108ZM134 32H135V31H134ZM148 32H150V30H149ZM156 32H157V31H156ZM167 32H168V31H167ZM219 32H220V31H219ZM233 32H234V31H233ZM240 32H241V30H240ZM143 33H144V32H143ZM146 33H147V32H146ZM146 33H145V34H146ZM163 33H164V32H163ZM220 33H221V32H220ZM246 33H247V32H246ZM261 33H262V35H264L263 32H261ZM261 33H260V34H261ZM107 34H108V33H107ZM113 34H115V33H113ZM132 34H133V33H132ZM132 34H131V35H132ZM134 34H136V33H134ZM145 34H144V35H145ZM153 34H154V33H153ZM159 34H160V33H159ZM170 34H171V32H170ZM223 34H224V33H223ZM229 34H230V33H229ZM235 34H237V33H235ZM242 34H243V32H242ZM242 34H241V35H242ZM253 34H255V32H253ZM256 34H258L257 31H256ZM256 34H255V35H256ZM16 35H17V34H16ZM110 35H111V34H110ZM138 35H139V34H138ZM146 35H147V34H146ZM157 35H158V33H157ZM217 35H218V34H217ZM219 35H220V34H219ZM219 35H218V36H219ZM245 35H246V34H245ZM248 35H250V34H247V36H248ZM13 36H15V35L13 34ZM115 36H116V35H115ZM115 36H114V37H115ZM129 36H130V35H129ZM134 36H135V35H134ZM141 36H142V35H141ZM164 36H165V35H164ZM175 36H176V35H175ZM228 36H229V35H228ZM235 36H236V35H235ZM15 37H16V36H15ZM118 37H120V36H118ZM135 37H136V36H135ZM135 37H134V38H135ZM146 37H147V39H149L150 35H149V37H148V36H146ZM151 37H152V36H151ZM177 37H178V36H177ZM219 37H221V36H219ZM238 37H242V36L239 35ZM243 37H244V36H243ZM263 37H264V36H263ZM263 37H261V38H263ZM13 38H14V37H13ZM16 38H19V37H16ZM28 38H29V37H28ZM28 38H27V39H28ZM112 38H113V37H112ZM121 38H122V37H121ZM173 38H174V37H173ZM224 38H225V37H224ZM235 38H236V37H235ZM246 38H247V37H246ZM255 38H256V37H255ZM115 39H116V38H115ZM117 39H118V38H117ZM117 39H116V40H117ZM141 39H142V38H141ZM152 39H153V38H152ZM155 39H157V38H155ZM155 39H154V41H156ZM228 39H229V38H228ZM237 39H238V38H237ZM247 39H248V38H247ZM256 39H257V38H256ZM259 39H260V37H259ZM16 40H17V39H16ZM29 40H30V39H29ZM111 40H112V39H111ZM113 40H114V39H113ZM119 40H120V41H119ZM119 40H118L119 42L123 41V40H121V39H119ZM125 40H126V39H125ZM129 40H130V38H129ZM132 40H133V39H132ZM143 40H144V39H143ZM149 40H151V39H149ZM166 40H167V39H166ZM254 40H255V39H254ZM263 40H264V39H263ZM27 41H28V40H27ZM118 41H117V42H118ZM138 41H141V42H142V40H138ZM138 41H137V44L139 43ZM157 41H158V40H157ZM157 41H156L155 43H157ZM160 41H161V40H160ZM197 41H199V40H197ZM197 41H196V42H197ZM230 41H232V37H231V40H230ZM241 41H242V39H241ZM243 41H244V40H243ZM123 42H125V41H123ZM127 42H128V41H127ZM134 42H136V41L134 40L133 43H131V47H132V44H134ZM141 42H140V43H141ZM147 42H148V41H147ZM147 42H146V43H147ZM158 42H159V41H158ZM168 42H169V38H168ZM175 42H176V41H175ZM221 42H222V41H221ZM227 42H228V41H227ZM235 42H236V41H235ZM239 42H240V41H239ZM250 42H251V41H250ZM253 42H255V41H253ZM258 42H262V41H258ZM128 43H129V42H128ZM144 43H145V42H144ZM146 43H145V44H146ZM153 43H154V42H153ZM162 43H163V42H162ZM165 43H166V42H165ZM203 43H204V42H203ZM232 43H233V41H232ZM232 43H230V44H232ZM240 43H241V42H240ZM111 44H112V43H111ZM124 44H125V43H124ZM158 44H159V43H158ZM173 44H174V43H173ZM197 44H198V43H197ZM224 44H226V43H224ZM235 44H236V43H235ZM245 44H248V41H247V43L245 42ZM255 44H256V43H255ZM263 44H264V42H263ZM118 45H120V44L118 43ZM118 45H117V46H118ZM178 45H179V44H178ZM238 45H239V44H238ZM238 45L236 44V46H238ZM241 45H242V44H241ZM248 45H249V44H248ZM258 45H259V44H258ZM121 46H122V45H121ZM126 46H127V45H126ZM138 46H139V45H138ZM143 46H144V45H143ZM143 46H142V47H143ZM146 46H147V44H146ZM165 46H166V45H165ZM169 46H170V45H169ZM220 46H221V44H220ZM224 46H225V45H224ZM254 46H255V45L253 44V47H254ZM134 47H135V46H134ZM149 47H150V46H149ZM162 47H163V45H162ZM171 47L173 48V45H172ZM175 47H176V46H175ZM177 47H178V46H177ZM208 47H209V46H208ZM212 47L214 48V46H212ZM215 47H216V46H215ZM218 47H219V46H218ZM225 47H226V46H225ZM253 47H251L250 49L252 50ZM257 47H258V46H257ZM259 47H260V46H259ZM261 47H263V46H261ZM108 48H109V47H108ZM135 48H138V47H135ZM145 48H146V47L142 48V50L145 49ZM156 48H157V47H156ZM166 48H167V47H166ZM166 48H165V49H166ZM220 48H224V47L221 46V47H219V49H220ZM231 48H232V47H231ZM235 48H237V47H235ZM241 48H242V47H241ZM241 48H239V51H240ZM109 49H110V48H109ZM119 49H120V48H119ZM138 49H139V48H138ZM147 49H150V48H147ZM151 49H152V48H151ZM163 49H164V48H163ZM169 49H170V48H169ZM175 49H176V48H175ZM204 49H205V48H204ZM208 49H209V48H208ZM210 49L212 50L211 46H210ZM216 49H217V48H216ZM250 49H249V50H250ZM255 49H256V48H255ZM258 49H259V48H258ZM15 50H16V49H15ZM31 50H32V49H30V52H31ZM115 50H117V49H115ZM152 50H153V49H152ZM229 50H230V49H229ZM237 50H238V48H237ZM241 50H242V49H241ZM13 51H14V50H13ZM25 51H26V50H25ZM110 51H111V49H110ZM121 51H122V50H121ZM123 51H124V50H123ZM123 51H122L121 53H123ZM127 51H128V50H127ZM131 51H132V48H131ZM133 51H135V50H133ZM136 51H141V50H140V49H139V50L136 49ZM143 51H144V50H143ZM143 51H142V52H143ZM147 51H148V50H147ZM158 51H159V50H158ZM162 51H163V50H162ZM170 51H171V50H170ZM176 51H177V50H176ZM184 51H185V50H184ZM189 51H190V50H189ZM213 51H214V49H213ZM218 51H219V50H218ZM223 51H225V50L223 49ZM231 51H233V50H230V52H231ZM256 51H257V50H256ZM259 51H260V50H259ZM259 51L257 52V54L260 53ZM28 52H29V50H28ZM97 52H99V51H97ZM106 52H107V51H106ZM153 52H154V51H153ZM185 52H186V51H185ZM190 52H191V51H190ZM208 52H209V51H208ZM219 52H220V51H219ZM219 52H218V53H219ZM241 52H242V51H241ZM246 52H247V51H246ZM12 53H13V52H12ZM12 53H11V54H12ZM14 53H15V52H14ZM125 53H126V52H125ZM165 53H166V52H165ZM173 53H174V51H173ZM182 53H183V52H182ZM188 53H189V52H188ZM188 53H186V54H188ZM209 53H210V52H209ZM215 53H216V51H215ZM218 53H217V54H218ZM220 53H222V52H220ZM233 53H234V51H233ZM233 53H231V54H233ZM236 53H237V52H236ZM238 53H239V52H238ZM15 54H16V53H15ZM24 54H25V53H24ZM26 54H28V53H26ZM93 54H94V53H93ZM129 54H131V53H129ZM140 54H141V53H140ZM140 54H139V55H140ZM151 54H153V53H151ZM210 54H213V53L211 52ZM231 54H230V55H231ZM251 54H252V53H251ZM29 55H30V54H29ZM31 55H32V54H31ZM109 55H112V54L109 53ZM109 55H108V57H109ZM133 55H134V58H135V53H134ZM137 55H138V54H137ZM139 55H138V56H139ZM142 55L144 56V53H142L141 56H142ZM149 55H150V54H149ZM175 55H176V54H175ZM189 55H190V53H189ZM191 55H192V54H191ZM193 55H194V54H193ZM200 55H201V54H200ZM208 55H209V54H208ZM208 55H207L206 57H208ZM214 55H215V54H214ZM220 55H222V54H220ZM233 55H234V54H233ZM260 55H261V53H260ZM14 56H15V55H14ZM25 56H26V55H25ZM127 56H128V55H127ZM127 56H126V57H127ZM143 56H142V57H143ZM164 56L166 57V54H164ZM169 56H170V55H169ZM176 56H177V55H176ZM196 56H197V55H196ZM196 56H195V57H196ZM210 56H211V55H210ZM26 57H27V56H26ZM110 57H111V56H110ZM123 57H124V55H123ZM126 57H124V58L126 59ZM128 57H129V56H128ZM136 57H137V56H136ZM150 57H151V56H150ZM172 57H174V56H172ZM186 57H187V55H186ZM200 57H201V56H200ZM221 57H222V56H220V59H221ZM225 57H226V56H225ZM231 57H232V56H231ZM262 57H263V56H262ZM21 58H22V57H21ZM94 58H95V57H94ZM96 58H97V57H96ZM112 58H113V57H112ZM120 58H121V57H120ZM124 58H123V59H124ZM143 58H144V57H143ZM146 58H147V57H146ZM152 58H153V57H152ZM160 58H161V57H160ZM162 58H163V56H162ZM162 58H161V59H162ZM168 58H169V57H168ZM168 58H167V59H168ZM209 58H210V57H209ZM212 58H213V59H216L215 56L212 57ZM226 58H227V57H226ZM16 59H17V58H16ZM16 59H15V60H16ZM123 59H122V60H123ZM125 59H124V60H125ZM130 59L132 60V57H131ZM139 59H140V58H139ZM157 59H158V58H157ZM163 59H164V58H163ZM184 59H185V58H184ZM184 59H183V60H184ZM222 59H223V58H222ZM11 60H12V59H11ZM18 60H19V57H18ZM22 60H23V58H22ZM120 60H121V59H120ZM122 60H121L120 62H122ZM133 60H134V59H133ZM141 60H143V59H141ZM159 60H160V59H158L157 61L159 62ZM169 60H170V59H169ZM172 60H173V58H172ZM194 60H195V59H194ZM226 60H227V59H226ZM111 61H112V60H111ZM136 61H137V60H136ZM165 61H166V60H165ZM186 61H187V60H186ZM191 61H193V60H191ZM208 61H209V60H208ZM211 61H212V59H211ZM9 62H11V61H9ZM9 62H8V63H9ZM12 62H13V61H12ZM21 62H22V61H21ZM109 62H110V61H109ZM115 62H116V61H115ZM123 62H124V61H123ZM126 62H127V61H126ZM126 62H125V63H126ZM141 62H142V61H141ZM160 62H161V61H160ZM160 62H159V65H160ZM169 62H170V61H169ZM189 62H190V61H189ZM213 62H214V61H213ZM128 63H129V62H128ZM128 63H127V64H128ZM134 63H135V62H134ZM138 63H139V61H138ZM161 63H162V62H161ZM163 63H165V62L163 61ZM163 63H162L161 65H163ZM173 63H174V62H173ZM183 63H184V62H182V64H183ZM191 63H192V62H191ZM193 63H194V62H193ZM196 63H198V62H196ZM23 64H24V63H23ZM121 64H122V63H121ZM130 64H131V63H130ZM135 64H137V63H135ZM139 64H140V63H139ZM166 64H167V63H166ZM166 64H165V65H166ZM186 64H187V63H186ZM199 64H200V63H198V65H199ZM202 64H203V63H202ZM216 64H217V63H216ZM6 65H7V64H6ZM14 65H15V64H14ZM18 65H19V64H18ZM113 65H114V64H113ZM115 65H116V64H115ZM137 65H138V64H137ZM137 65H135V67H137ZM169 65L172 66V63L169 64ZM173 65H174V64H173ZM184 65H185V63H184ZM187 65H188V64H187ZM190 65H191V64H190ZM200 65H201V64H200ZM204 65H205V64H204ZM208 65H209V64H208ZM214 65H215V64H214ZM217 65H218V64H217ZM217 65H215V66H217ZM116 66H117V65H116ZM125 66H128V65H125ZM131 66H132V65H131ZM138 66H139V65H138ZM194 66H195V65H194ZM8 67H9V65H8ZM11 67H12V66H11ZM26 67H27V66H26ZM26 67H25V68H26ZM111 67H112V66H111ZM135 67H134V68H135ZM141 67H142V66H141ZM143 67H145V66H143ZM186 67H187V66H186ZM204 67H206V69H207V64H206V66H204ZM211 67H212V65H211ZM211 67L209 66V69H210ZM128 68H129V67H128ZM128 68H127V69H128ZM130 68H131V67H130ZM134 68H133V69H134ZM146 68H147V67H146ZM183 68H185V67L182 66V70H183ZM188 68H189V66L187 67V69H188ZM193 68H194V67H193ZM195 68H196V67H195ZM201 68H202V67H201ZM213 68H214V66H213ZM10 69H11V68H10ZM16 69H17V68H16ZM23 69H24V68H23ZM124 69H125V68H124ZM136 69H139V68L137 67ZM142 69H143V68H142ZM11 70H12V69H11ZM14 70H15V69H14ZM109 70H111V69H109ZM117 70H118V69H117ZM121 70H122V69H121ZM143 70H144V69H143ZM169 70H170V69H169ZM192 70H193V69H192ZM198 70H200V69H198ZM217 70H219V69H217ZM217 70H214V71L216 72ZM16 71H17V70H16ZM111 71H112V70H111ZM111 71H110V72H111ZM132 71H133V70L131 69V72H132ZM138 71H141V70H138ZM166 71H168V70H166ZM170 71H171V70H170ZM203 71H204V70H203ZM206 71H207V70H206ZM206 71H205V72H206ZM211 71H212V70H211ZM211 71L209 70V72H211ZM124 72H125V71H124ZM171 72H172V71H171ZM187 72H189V71L187 70ZM22 73H23V72H22ZM26 73H27V71H26ZM106 73H107V72H106ZM128 73H129V72H128ZM168 73H170V72H168ZM168 73H167V75H168ZM193 73H194V72H193ZM207 73H208V72H206V75H207ZM217 73H218V72H217ZM217 73H216V74H217ZM17 74H18V73H17ZM23 74H24V73H23ZM108 74H110V73H108ZM113 74H114V73H113ZM123 74H124V73H123ZM125 74H126V72H125ZM129 74H130V73H129ZM132 74H133V72H132ZM140 74H142V71H141ZM140 74H139V75H140ZM173 74H174V73H173ZM184 74H185V73H184ZM194 74H195V73H194ZM196 74H197V73H196ZM203 74H204V73H203ZM208 74H209V73H208ZM210 74H211V73H210ZM214 74H215V73H214ZM21 75H22V74H21ZM137 75H138V73H137ZM170 75H171V73H170ZM170 75H169V76H170ZM191 75H193V74H191ZM108 76H109V75H108ZM108 76H107V77H108ZM123 76H124V75H123ZM126 76H127V75H126ZM126 76H125V77H126ZM201 76H202V75H201ZM212 76H213V74H212ZM39 77H40V76H39ZM132 77H133V76H132ZM173 77H174V76H173ZM173 77H171V80H172ZM182 77H184V76H182ZM189 77H191V76L189 75ZM189 77H188V78H189ZM197 77H198V76H197ZM204 77H205V76H204ZM210 77H211V76H210ZM210 77H209V78H210ZM185 78H187V77H185ZM191 78H192V77H191ZM193 78H194V77H193ZM128 79H129V78H127V80H128ZM130 79H132V78H130ZM173 79H174V78H173ZM197 79H198V78H197ZM77 80H78V78H77ZM106 80H107V79H106ZM185 80L188 82L189 79H185ZM190 80H191V79H190ZM203 80H204V79H203ZM209 80H210V79H209ZM75 81H76V80H75ZM130 81H131V80H130ZM130 81H129V82H130ZM178 81H179V80H178ZM200 81H201V80H200ZM200 81H199V82H200ZM211 81H212V80H211ZM169 82H170V81H169ZM172 82H173V81H172ZM172 82H171V85H173ZM197 82H198V81H197ZM203 82H204V81H203ZM130 83H131V82H130ZM176 83H177V82H175V84H176ZM180 83H181V81H180ZM193 83L195 84L196 82H193ZM210 83H211V82H210ZM210 83H209V84H210ZM82 84H83V82H82ZM82 84H81V85H82ZM128 84H129V83H128ZM131 84H132V83H131ZM175 84H174V85H175ZM186 84H187V83H186ZM189 84H190V82H189ZM202 84H203V83H202ZM202 84H201V85H202ZM207 84H208V83H207ZM78 85H79V84H78ZM178 85H180V84H178ZM183 85H184V84H183ZM190 85H191V84H190ZM195 85H196V84H195ZM204 85H205V82H204ZM211 85H212V84H211ZM82 86H83V85H82ZM180 86H181V85H180ZM180 86H178V88H180ZM193 86H194V85H193ZM208 86H210V85H208ZM79 87H80V86H79ZM196 87H198V84H197ZM196 87H195V88H196ZM200 87H201V86H200ZM203 87H205V86H203ZM210 87H211V86H210ZM129 88H130V87H129ZM129 88H128V90H129ZM131 88H132V87H131ZM182 88H184V87H182ZM186 88H187V87H186ZM192 88H193V87L191 86V90H192ZM206 88H207V92H208V87H207V85H206ZM125 89H126V88H125ZM196 89H197V88H196ZM199 89H200V88H199ZM203 89H204V88H203ZM203 89H201V93L203 92ZM209 89H211V88H209ZM213 89H215V87H213ZM132 90H133V89H132ZM185 90H186V89H185ZM185 90L183 89V92H184ZM193 90H194V88H193ZM205 90H206V89H205ZM205 90H204V91H205ZM123 91H124V90H123ZM186 91H187V90H186ZM195 91H196V90H195ZM199 91H200V90H199ZM209 91H210V90H209ZM213 91L215 92V90H213ZM126 92H127V91H126ZM128 92L131 93V91H128ZM178 92H179V91H178ZM188 92H189V89H188ZM210 92H211V91H210ZM122 93H124V92H122ZM179 93H182V92L180 91ZM179 93H178V94H179ZM198 93H199V92H198ZM215 93H216V92H215ZM127 94H128V93H127ZM131 94H132V93H131ZM135 94H136V93H135ZM191 94H193V91H192ZM196 94H197V93H196ZM196 94H195V95H196ZM212 94H213V93L208 94V96L210 97V95H212ZM123 95H124V94H123ZM123 95H122V96H123ZM128 95H129V94H128ZM136 95H137V94H136ZM152 95H153V94H152ZM179 95H181V94H179ZM187 95H190V94H187ZM202 95H204V93H202ZM202 95H201V96H202ZM206 95H207V94H206ZM214 95H215V94H214ZM124 96H125V95H124ZM139 96H140V94H139ZM216 96H217V95H216ZM127 97H128V96H127ZM127 97H126V98H127ZM131 97H132V96H131ZM131 97H130V98H131ZM134 97H135V96H134ZM137 97H138V96H137ZM188 97H189V96H188ZM190 97H192V96H190ZM190 97H189V98H190ZM193 97H194V96H193ZM209 97H208V98H209ZM211 97H212V96H211ZM213 97H215V96H213ZM126 98H125V99H126ZM197 98H198V97H197ZM197 98H196V100H197ZM203 98H207V97L204 96ZM208 98H207V99H208ZM215 98H216V97H215ZM215 98H214V99H215ZM217 98H218V97H217ZM123 99H124V98H123ZM136 99H137V98H136ZM207 99H206V100H207ZM126 100H127V99H126ZM182 100H183V99H182ZM189 100H190V99H189ZM202 100H203V99H202ZM206 100H204V101H206ZM210 100H211V102H212V99H210ZM210 100H209V101H210ZM216 100L218 101V99H216ZM128 101H130V100H128ZM167 101H168V100H167ZM187 101H188V100H187ZM197 101H198V100H197ZM214 101H215V100H214ZM136 102H137V101H136ZM140 102H141V101H140ZM169 102H170V101H169ZM211 102H210V104L213 105V103H211ZM219 102H220V101H218L217 104H218ZM127 103H128V102H127ZM138 103H139V102H138ZM163 103H164V102H163ZM167 103H168V102H167ZM180 103H181V102H180ZM180 103H179V104H180ZM186 103H187V102H186ZM192 103H194V102H192ZM201 103H202V101H201ZM205 103L207 104V102H205ZM208 103H209V102H208ZM130 104H131V103H130ZM139 104H141V103H139ZM139 104H138V105H139ZM154 104H155V103H154ZM165 104H166V101H165ZM196 104H199V101H198V103H196ZM203 104H204V103H203ZM206 104H205V106H207ZM217 104H215V105H217ZM126 105H128V104H126ZM135 105H136V103H135ZM167 105L169 106L170 104L168 103ZM181 105H182V103H181ZM181 105H180V106H181ZM184 105H185V104H184ZM191 105L193 106V104H191ZM191 105H190V106H191ZM199 105H200V104H199ZM212 105H210V106H208V107H211ZM215 105H214V106H215ZM218 105H219V104H218ZM220 105H221V103H220ZM220 105H219V106H220ZM124 106H125V103H124ZM124 106H123V107H124ZM162 106L164 107L163 104H162ZM185 106H187V105H185ZM192 106H191V107H192ZM203 106H204V105H203ZM128 107H129V106H128ZM181 107H182V106H181ZM198 107H200V106H198ZM220 107H221V106H220ZM220 107L218 108V106H217L216 108H218V109L220 110ZM134 108H135V106H134ZM137 108H138V107H137ZM137 108H136V109H137ZM140 108H141V106H140ZM153 108H154V107H153ZM194 108H195V107H194ZM44 109H45V108H44ZM127 109H128V108H127ZM201 109H202V108H201ZM208 109H209V108H208ZM212 109H214V108H212ZM58 110H59V109H58ZM128 110H129V109H128ZM132 110H134V109H132ZM140 110H141V109H140ZM140 110H138V111H140ZM154 110H155V109H154ZM184 110H185V109H184ZM193 110H194V109H193ZM209 110H210V109H209ZM215 110H217V109H215ZM261 110H262V109H261ZM41 111H42V110H41ZM65 111H66V110H65ZM136 111H137V110H136ZM190 111H191V110H190ZM190 111H189V112H190ZM202 111H203V110H202ZM212 111H213V110H212ZM217 111H218V110H217ZM66 112H67V111H66ZM183 112H184V111H183ZM198 112H199V110H198ZM207 112H208V111H207ZM209 112H210V111H209ZM220 112H221V111H220ZM220 112H219V113H220ZM68 113H69V112H68ZM68 113H67V114H68ZM161 113H162V112H161ZM186 113H187V111H186ZM192 113H193V112H192ZM192 113H191V114H192ZM210 113H211V112H210ZM217 113H218V112H217ZM219 113H218V114H219ZM262 113H264V112H262ZM137 114H138V113H137ZM162 114H163V113H162ZM162 114H161V115H162ZM164 114H165V112H164ZM183 114H184V113H183ZM194 114H197V113L195 112ZM202 114H203V113H202ZM220 114H221V113H220ZM59 115H61V114H59ZM59 115H58V116H59ZM62 115H63V114H62ZM139 115H141V114H139ZM184 115H185V114H184ZM187 115H190V114H187ZM192 115H193V114H192ZM209 115H210V114H209ZM212 115H213V114L211 113V116H212ZM38 116H39V115H38ZM42 116H43V115H42ZM46 116H47V115H46ZM58 116H57V117H58ZM163 116H164V115H163ZM194 116H195V115H194ZM204 116H208V115L206 114V115H204ZM204 116H203V117H204ZM214 116H215V113H214ZM258 116H259V115H258ZM260 116H261V115H260ZM50 117H51V116H50ZM59 117H60V116H59ZM66 117H67V116H66ZM128 117H129V116H128ZM160 117H161V116H160ZM198 117H199V116H198ZM215 117H217V116H215ZM219 117H220V116H219ZM219 117H217V118H219ZM38 118H40V117H38ZM46 118H47V117H46ZM48 118H49V117H48ZM126 118H127V116H126ZM140 118H142V117L140 116ZM193 118H194V117H193ZM207 118H208V117H207ZM207 118H204V119H207ZM227 118H228V117H227ZM263 118H264V117H263ZM61 119H62V118H61ZM63 119H64V118H63ZM128 119H129V118H128ZM128 119H127V120H128ZM186 119H187V118H186ZM188 119H189V117H188ZM194 119H196V118H194ZM201 119H202V116H201ZM204 119H202V120H204ZM208 119H210V118H208ZM211 119H212V118H211ZM211 119H210V120H211ZM219 119H220V118H219ZM40 120H42V118H41ZM45 120H46V119H45ZM152 120H153V119H152ZM152 120H151V121H152ZM155 120H156V119H155ZM191 120H192V119H191ZM191 120H189V121L192 122ZM42 121H44V120H42ZM42 121H41V122H42ZM151 121H149V122H151ZM162 121H163V120H161V122H162ZM165 121H168V119L165 120ZM165 121H164V122H165ZM183 121H184V120H183ZM185 121H186V120H185ZM195 121H196V120H195ZM204 121H206V120H204ZM217 121H219V120H217ZM224 121H225V120H224ZM259 121L261 122V120H259ZM44 122H45V121H44ZM44 122H43V123H44ZM47 122H48V121H47ZM57 122H58V121H57ZM125 122H126V121H125ZM130 122H131V121H130ZM155 122L157 123V121H154V123H155ZM197 122H198V121H197ZM199 122H200V121H199ZM202 122H203V121H202ZM212 122H213V120H212ZM222 122H223V118H222ZM222 122H220V123H222ZM226 122H229V121L226 120ZM230 122H231V120H230ZM230 122H229V123H230ZM263 122H264V121H263ZM52 123H53V122H52ZM58 123H59V122H58ZM62 123H63V121H62ZM64 123H65V122H64ZM126 123H127V122H126ZM151 123H152V122H151ZM151 123H150V124H151ZM156 123H155V124H156ZM186 123H189V122H186ZM186 123H185V124H186ZM193 123H194V120H193ZM207 123H208V122H207ZM209 123H211V122H209ZM216 123H217V122H216ZM216 123H215V124H216ZM232 123H233V122H232ZM232 123H231V124H232ZM0 124H1V123H0ZM5 124H6V123H5ZM48 124H49V123H48ZM56 124H57V123H56ZM60 124H61V123H60ZM132 124H134V122H133ZM132 124H131V125H132ZM135 124H136V123H135ZM166 124H167V122H166ZM169 124L171 125L170 121H169ZM169 124H168V125H169ZM183 124H184V123H183ZM185 124H184V125H185ZM191 124H192V123H191ZM197 124H199V123H197ZM203 124H204V123H203ZM212 124H213V123H212ZM212 124H211V125H212ZM217 124H219V123H217ZM226 124H227V123H226ZM226 124H225V127H226ZM44 125H45V124H44ZM44 125H43V127H44ZM52 125H54V123H53ZM61 125H63V124H61ZM66 125H67V124H66ZM123 125H124V124H123ZM136 125H138V124H136ZM180 125H181V124H180ZM184 125H183V126H184ZM186 125H187V124H186ZM194 125H195V124H194ZM194 125H192V126H194ZM208 125H209V124H208ZM56 126L58 127V125H56ZM63 126H64V125H63ZM127 126H129V124H128ZM153 126H154V125H153ZM183 126H182V128H183ZM187 126H189V125H187ZM195 126H196V125H195ZM195 126H194V128H195ZM198 126H199V125H198ZM257 126H259V125H257ZM257 126H256V127H257ZM3 127H4V126H3ZM45 127H46V125H45ZM49 127H51V126L49 125ZM53 127H54V126H53ZM57 127H56V128H57ZM59 127H60V125H59ZM68 127H69V126H68ZM134 127H135V125H134ZM144 127H146V126H144ZM147 127H148V126H147ZM168 127H169V126H168ZM190 127H191V125H190ZM206 127H207V126H206ZM213 127H215V126H213ZM213 127H212V128H213ZM216 127H217V126H216ZM227 127H228V125H227ZM129 128H131V127H129ZM141 128H142V127H141ZM141 128L139 127V129H141ZM151 128H152V127H151ZM165 128H167V127H165ZM188 128H189V127H188ZM191 128H192V127H191ZM203 128H204V127H203ZM203 128H202V130L204 131ZM208 128H209V127H208ZM257 128H258V127H257ZM40 129H41V128H40ZM54 129H55V128H54ZM68 129H69V128H68ZM121 129H124V128L121 127ZM137 129H138V127H137ZM152 129H153V128H152ZM209 129H210V128H209ZM224 129H226V128H224ZM230 129H231V128H230ZM230 129H229V130H230ZM232 129H233V127H232ZM258 129H259V128H258ZM258 129H257V132H259ZM260 129H261V127H260ZM262 129H263V127H262ZM44 130H45V129H44ZM66 130H67V129H66ZM126 130H127V129H126ZM126 130H125V131H126ZM150 130H151V129H150ZM165 130H166V129H165ZM186 130H187V129H186ZM210 130H211V129H210ZM221 130H222V129H221ZM226 130H227V129H226ZM42 131H43V130H42ZM53 131H54V130H53ZM63 131H64V129H63ZM140 131H141V130H140ZM182 131H183V130H181V133H182ZM189 131H191V130L189 129ZM212 131H213V129H212ZM227 131H228V130H227ZM227 131H226V132H227ZM55 132H56V130H55ZM59 132H60V129H59ZM129 132H130V131H129ZM138 132H139V130H138ZM138 132H137V133H138ZM142 132H143V131H141V133H142ZM147 132H148V131H147ZM167 132H168V131H167ZM200 132H201V129H200ZM205 132H206V131H204V133H205ZM210 132H211V131H210ZM236 132H237V130H236ZM242 132H243V131H242ZM254 132H255V131H254ZM254 132H253V133H254ZM257 132H255V133L258 134ZM37 133H38V135H40V134H39V130H38ZM121 133H122V132H120V135H121ZM143 133H146V132H143ZM186 133L188 134V132H186ZM194 133H197V132H194ZM201 133L203 134V132H201ZM208 133H209V132H208ZM220 133H221V132H220ZM229 133H230V132H229ZM234 133H235V132H234ZM147 134H148V133H147ZM174 134H175V133H174ZM179 134H180V133H179ZM190 134H192V132H191ZM249 134H250V133H249ZM262 134H264V133H262ZM180 135H181V134H180ZM198 135H199V133H198ZM203 135H204V134H203ZM222 135H224V134H222ZM259 135H260V134H259ZM0 136H1V135H0ZM141 136H142V135H141ZM145 136H146V135H145ZM182 136H183V134H182ZM185 136H186V135H185ZM230 136H231V135H230ZM230 136H229V137H230ZM239 136H240V135H238V138H239ZM252 136H253V135H252ZM252 136H247V137H252ZM7 137H8V136H7ZM36 137H37V136H36ZM138 137H140V136H138ZM176 137H178V136L176 135ZM183 137H184V136H183ZM189 137H191V135H190ZM226 137H227V136H226ZM247 137H246V138H247ZM253 137H256V136H253ZM257 137L259 138V136H257ZM0 138H1V137H0ZM13 138H15V137H13ZM19 138H21V137H19ZM24 138H25V137H24ZM30 138H31V137H30ZM32 138H33V137H32ZM41 138H42V137H41ZM67 138H68V137H66L65 139H67ZM144 138H145V137H144ZM178 138H179V137H178ZM181 138H182V137H181ZM185 138H186V137H185ZM201 138H202V137H201ZM204 138H206V137H204ZM224 138H225V137H224ZM242 138H243V135H242ZM260 138H261V137H260ZM16 139H17V138H16ZM25 139H26V138H25ZM37 139H39V138H37ZM58 139H59V138H58ZM60 139L62 140V138H60ZM63 139H64V138H63ZM120 139H121V138H120ZM137 139H138V138H137ZM142 139H143V138H142ZM176 139H177V138H176ZM182 139H183V138H182ZM202 139H203V138H202ZM212 139H213V138H212ZM244 139H245V138H243L242 140H244ZM247 139H248V138H247ZM249 139H250L251 141L253 140V139H251V138H249ZM254 139H255V138H254ZM256 139H257V138H256ZM17 140H19V139H17ZM17 140H16V141H17ZM23 140H24V139H23ZM27 140H28V139H27ZM67 140L70 141V139H67ZM74 140H76V139H74ZM78 140H79V139H78ZM78 140H77V141H78ZM114 140H116V138H115ZM135 140H136V139H135ZM143 140H144V139H143ZM143 140H141V142H142ZM174 140H175V139H174ZM192 140H193V139H192ZM192 140H191V141H192ZM198 140H199V139H198ZM204 140H205V139H204ZM207 140H209V139L207 138ZM235 140H236V139H235ZM239 140H240V139H239ZM239 140H238V141H239ZM242 140H240V141H242ZM0 141H1V140H0ZM56 141H57L56 143H58V142L61 143V141H58L57 139H56ZM63 141H64V140H63ZM71 141H72V140H71ZM108 141L110 142V139H109ZM116 141H117V140H116ZM136 141L139 142V141H140V138H139L138 140H136ZM175 141H176V140H175ZM175 141H174V142H175ZM178 141H179V139H178ZM181 141H182V140H181ZM181 141H180V142H181ZM185 141H186V140H185ZM205 141H206V140H205ZM209 141H211V140H209ZM209 141H208V143H209ZM227 141H228V140H227ZM238 141H237V142H238ZM1 142H2V141H1ZM5 142H7V141H5ZM5 142H4V143H5ZM10 142H11V141H10ZM22 142H23V141H22ZM30 142H31V141H30ZM38 142H39V141H38ZM40 142H41V140H40ZM79 142H80V141H79ZM96 142H97V141H96ZM106 142H107V141H106ZM111 142H112V141H111ZM120 142L123 143V141H121V140H120ZM143 142H144V141H143ZM206 142H207V141H206ZM229 142H230V141H229ZM243 142H245V141H243ZM247 142H248V140H247ZM260 142H262V141H260ZM7 143H8V142H7ZM14 143H16V142H14ZM19 143H20V142H19ZM26 143H27V142H26ZM28 143H29V142H28ZM48 143H49V142H46L47 145H48ZM64 143H65V142H64ZM64 143H61V144H64ZM68 143H69V142H68ZM72 143H73V141H72ZM82 143H83V142H82ZM92 143H93V142H92ZM113 143H114V142H113ZM213 143H214V142H213ZM234 143H235V142H234ZM2 144H3V143H2ZM21 144H22V143H21ZM23 144H24V143H23ZM31 144H33V142H32ZM50 144H51V143H50ZM73 144H74V143H73ZM75 144H76V143H75ZM80 144H81V143H80ZM97 144H98V143H97ZM115 144H116V143H115ZM120 144H121V143H120ZM123 144H124V143H123ZM123 144H122V145H123ZM142 144H143V143H142ZM144 144H145V143H144ZM223 144H224V141H223ZM249 144L253 145L252 142H250ZM262 144H263V143H262ZM16 145H17V144H16ZM29 145H30V144H29ZM47 145H46V146H47ZM57 145H58V144H57ZM70 145H71V144H70ZM76 145H78V144H76ZM83 145H84V147H85V144H83ZM92 145H94V144H92ZM100 145H101V144H100ZM100 145H99V147H100ZM106 145H107V144H106ZM108 145H109V144H108ZM113 145H114V144H112V146H113ZM118 145H119V142H118L117 146H118ZM131 145H132V143H131ZM208 145H209V144H208ZM211 145H212V144H211ZM211 145H210V147H211ZM220 145H221V143H220ZM236 145H237V144H236ZM238 145H240V143H239ZM247 145H248V144H247ZM251 145H250V147H251ZM263 145H264V144H263ZM4 146H5V145H4ZM18 146H19V145H18ZM24 146H25V144H24ZM33 146H34V145H33ZM52 146H53V148H54V144H53ZM86 146H87V145H86ZM101 146H102V145H101ZM103 146H104V144H103ZM117 146H116V148H118ZM123 146H125V145H123ZM134 146H135V145H134ZM141 146H143V145H141ZM201 146H202V145H201ZM217 146L219 147V145H217ZM224 146H225V145H224ZM226 146H228V144H227ZM11 147H12V146H11ZM28 147H29V146H28ZM80 147H81V146H80ZM80 147H78L77 149H79V150L82 149V148H80ZM87 147H89V146H87ZM97 147H98V146H97ZM97 147H94V148H97ZM106 147H107V146H106ZM108 147H109L110 150H112V149H111V145L108 146ZM108 147H107V148H108ZM121 147H122V146H121ZM139 147H140V145H139ZM143 147H144V146H143ZM206 147H207V146H206ZM213 147H214V146L212 145V148H213ZM246 147H247V146H246ZM26 148H27V147H25V149H26ZM40 148H41V145H40ZM40 148H39V149H40ZM45 148H46V147H45ZM48 148H49V147H48ZM51 148H52V147H51ZM62 148H63V146H62ZM74 148H76L75 145H74ZM104 148H105V147H104ZM114 148H115V146H114ZM116 148H115V150H116ZM122 148H123V147H122ZM136 148H137V146H136ZM216 148H217V147H216ZM223 148H224V147H223ZM229 148H230V147H229ZM229 148H228V149H229ZM234 148H235V146H234ZM244 148H245V147H244ZM247 148L249 149V147H247ZM252 148H253V146H252ZM252 148H250V149H252ZM1 149H2V148H1ZM6 149H7V148H5V150H6ZM20 149H21V145H20ZM25 149H24V150H25ZM28 149H29V148H28ZM34 149H35V148H34ZM41 149H42V148H41ZM59 149H61V148H59ZM89 149H90V148H89ZM92 149H93V148H92ZM119 149H120V148H119ZM123 149L126 150L125 147H124ZM127 149H128V147H127ZM134 149H135V148H133V150H134ZM141 149H142V148H141ZM144 149H145V148H144ZM144 149H143V150H144ZM213 149H214V148H213ZM226 149H227V148H226ZM241 149H242V148H241ZM241 149H240V150H241ZM261 149L263 150V148H261ZM5 150H4V152H5ZM13 150H14V149H13ZM15 150H16V149H15ZM29 150H30V149H29ZM42 150H43V149H42ZM100 150H102V149H100ZM100 150H99V151H100ZM103 150H104V149H103ZM107 150H108V149H107ZM110 150H109V151H110ZM120 150H121V149H120ZM120 150H118V152H119ZM128 150H129V149H128ZM136 150H137V149H136ZM210 150H211V149H210ZM210 150H209V153H210ZM217 150H218V149H217ZM229 150H230V149H229ZM229 150H228V152H229ZM236 150H237V148H236ZM1 151H2V150H1ZM27 151H28V150H27ZM32 151H33V150H32ZM46 151H47V150H46ZM48 151H49V150H48ZM51 151H52V150H51ZM57 151H58V149H57ZM82 151H83V150H82ZM85 151H86V150H85ZM89 151H90V150H89ZM112 151H113V150H112ZM121 151H122V150H121ZM129 151H130V150H129ZM139 151H140V150H138V151H136V152H139ZM147 151H148V150H147ZM204 151H205V149H204ZM204 151H203L202 153H204ZM233 151H235V150L232 149V152H233ZM252 151H253V149H252ZM8 152H9V149H8ZM10 152H11V151H10ZM17 152H18V150H17ZM17 152H16V153H17ZM41 152H42V151H41ZM52 152H53V151H52ZM55 152H56V151H55ZM77 152H78V151H77ZM93 152H94V150H93ZM115 152H116V151H115ZM123 152H124V151H123ZM134 152H135V151H134ZM140 152H141V151H140ZM142 152H143V151H142ZM145 152H146V151H145ZM205 152H207V151H205ZM215 152H216V151H215ZM221 152H223V151H221ZM235 152H236V151H235ZM250 152H251V151H250ZM261 152H262V151H261ZM20 153H21V152H20ZM25 153H26V150H25ZM31 153H32V152H31ZM58 153H59V152H58ZM61 153H62V152H61ZM73 153H74V152H73ZM98 153H99V152H98ZM103 153H105V151H104ZM132 153H133V152H132ZM213 153H214V151H213ZM226 153H227V151H226ZM242 153H243V150H242ZM246 153H247V152H246ZM7 154H8V153H7ZM29 154H30V153H29ZM35 154H36V151H35ZM38 154H40V153H38ZM42 154H43V153H42ZM50 154H51V153H50ZM54 154H55V153H54ZM59 154H60V153H59ZM79 154H80V153H78V159H79ZM81 154H83V153H81ZM92 154H93V153H92ZM99 154H100V153H99ZM111 154H112V153H111ZM134 154H135V153H134ZM146 154H147V153H146ZM207 154H208V152H207ZM216 154H218V151H217ZM219 154H220V153H219ZM229 154H230V153H229ZM229 154H226V156H228ZM236 154H237V153H236ZM243 154H244V153H243ZM247 154H249V153H247ZM247 154H246V155H247ZM263 154H264V152H263ZM263 154H262L261 156H264ZM1 155H3V154L1 153ZM19 155H20V154H19ZM40 155H41V154H40ZM51 155H52V154H51ZM75 155H76V154H75ZM109 155H110V153H109ZM115 155H116V153H115ZM118 155H119V154H118ZM118 155H117V156H118ZM126 155H127V153H126ZM144 155H145V154H144ZM152 155H154V154H152ZM209 155H210V154H209ZM211 155H213V154H211ZM211 155H210V156H211ZM220 155H221V154H220ZM222 155H223V154H222ZM239 155H240V154H239ZM20 156H21V155H20ZM30 156H31V155H30ZM52 156H53V155H52ZM62 156H63V155H62ZM65 156H66V155H65ZM85 156H86V155H85ZM89 156H90V155H89ZM105 156H106V155H105ZM133 156H134V155H133ZM138 156H140V155H138ZM148 156H149V155H148ZM203 156H205V153H204ZM203 156H201V157L203 158ZM210 156H209V158H212V157H210ZM226 156H224V157H226ZM230 156H231V154H230ZM255 156H256V155H255ZM10 157H11V156H10ZM14 157H15V156H14ZM14 157H13V158H14ZM16 157H17V156H16ZM22 157H23V156H22ZM22 157H21V159H22ZM43 157H44V156H43ZM59 157H60V156H59ZM59 157H58V158H59ZM63 157H64V156H63ZM87 157H88V156H87ZM87 157H86V158H87ZM92 157H93V156H92ZM92 157H91V159H92ZM97 157H98V156H97ZM107 157H108V156H107ZM124 157H125V156H124ZM126 157H127V156H126ZM141 157H142V155H141ZM146 157H147V155H146ZM146 157H142V158H146ZM150 157H151V156H150ZM155 157H156V155H155ZM161 157H162V156H161ZM205 157H206V156H205ZM234 157H236V156H234ZM243 157H244V156H243ZM243 157H242V158H243ZM257 157H259V156H257ZM5 158H6V157H5ZM18 158H19V157H18ZM34 158H35V157H34ZM38 158H39V156H38ZM40 158H41V157H40ZM48 158H49V157H48ZM53 158H54V157H53ZM61 158H62V157H60V159H61ZM64 158H65V157H64ZM66 158H67V157H66ZM66 158H65V159H66ZM75 158H76V156H75ZM81 158H82V157H81ZM81 158H80V159H81ZM86 158H85V161L82 160L83 163L86 162ZM88 158H89V157H88ZM111 158H113V157H111ZM115 158H116V156H115ZM130 158H131V157H130ZM133 158H137V157L134 156ZM159 158H160V157H159ZM162 158H163V157H162ZM162 158H161V160H162ZM227 158H228V157H227ZM238 158H240V157H238ZM245 158H246V156H245ZM16 159H17V158H16ZM16 159H15V160H16ZM32 159H33V158H31V160H32ZM54 159H56V158H54ZM67 159H68V158H67ZM70 159H71V158H70ZM72 159H73V158H72ZM100 159H101V158H100ZM105 159H106V163H107V158H105ZM139 159H140V157H139ZM204 159H207V158H204ZM204 159H202V161H204ZM213 159H214V158H213ZM215 159H216V158H215ZM218 159H219V157H218ZM220 159H221V158H220ZM220 159H219V160H220ZM246 159H247V158H246ZM254 159H256V157H255ZM259 159H260V158H258V160H259ZM11 160H12V159H11ZM13 160H14V159H13ZM15 160H14V161H15ZM23 160H24V158H23ZM34 160H35V159H34ZM45 160H47V159H45ZM62 160H63V159H62ZM97 160H98V159H97ZM116 160H118V159L116 158ZM119 160H120V159H119ZM125 160H126V159H125ZM129 160H130V159H129ZM142 160H143V159H142ZM149 160H150V159H149ZM149 160H148L147 163H149ZM151 160H152V159H151ZM157 160H158V159H157ZM221 160H222V159H221ZM221 160H220V161H221ZM239 160H240V159H239ZM250 160H251V159L249 158V161H250ZM14 161H13V162H14ZM18 161H19V160H18ZM36 161H37V160H36ZM36 161H35V162H36ZM38 161H39V160H38ZM53 161H54V160H53ZM68 161H69V160H68ZM77 161H78V160H77ZM80 161H81V160H80ZM100 161H101V160H100ZM112 161H113V159H112ZM121 161H122V159H121ZM132 161L134 162L133 159H132ZM153 161L155 162V160H153ZM199 161H200V160H199ZM210 161H211V160H210ZM216 161H217V159H216ZM224 161H225V160H224ZM233 161H234V160H233ZM242 161H244V160H242ZM261 161H262V160H261ZM11 162H12V161H11ZM16 162H17V161H16ZM25 162H27V161H25ZM42 162H43V160H42ZM55 162H56V160H55ZM55 162H54V163H55ZM64 162H65V161H64ZM78 162H79V161H78ZM92 162H93V160H92ZM92 162H91V163H92ZM97 162H98V161H97ZM104 162H105V161H104ZM114 162H116V161H114ZM114 162H112V163H114ZM138 162H139V161H138ZM140 162H141V161H140ZM200 162H201V161H200ZM205 162H206V160H205ZM225 162H226V161H225ZM230 162H231V161H230ZM237 162H238V161H237ZM257 162H259V161H257ZM45 163H46V162H45ZM51 163H52V162H51ZM51 163H49V164H51ZM66 163H68V162H66ZM73 163H75V162H73ZM83 163H82V164H83ZM89 163H90V162H89ZM94 163H95V162H94ZM100 163H101V162H100ZM136 163H137V162H136ZM145 163H146V162H145ZM145 163H144V164H145ZM195 163H196V162H195ZM208 163H209V162H208ZM208 163H207V165L209 166L210 164H208ZM211 163H215V161H214V162H211ZM233 163L235 164V162H233ZM239 163H240V162H239ZM242 163H243V162H242ZM246 163H247V162H246ZM249 163H250V162H248V164H249ZM260 163H261V162H260ZM2 164H3V163H2ZM8 164H9V163H8ZM8 164H7V165H8ZM16 164H17V163H16ZM16 164H15V165H16ZM18 164H19V163H18ZM25 164H26V163H25ZM25 164H24V165H25ZM31 164H36V163H31ZM38 164H39V163H38ZM79 164H80V162H79ZM86 164H87V162H86ZM124 164H125V162H124ZM129 164H130V163H129ZM142 164H143V163H142ZM144 164H143V165H144ZM199 164H200V163H199ZM216 164H217V163H216ZM219 164H220V163H219ZM219 164H218V165H219ZM227 164H228V163H226V165H227ZM234 164H233V165H234ZM262 164H263V162H262ZM21 165H22V164H21ZM21 165H20V166H21ZM24 165H23V166H24ZM59 165H61V164H59ZM65 165H66V164H65ZM88 165H89V164H88ZM90 165H91V164H90ZM106 165H107V164H106ZM120 165H122V164H120ZM132 165H133V164H132ZM132 165H131V168L134 167V166L132 167ZM136 165H137V164H136ZM136 165H135V166H136ZM149 165H150V163H149ZM212 165H213V164H212ZM221 165H222V164H220V166H221ZM240 165H241V164H240ZM250 165H251V164H250ZM257 165H258V164H257ZM263 165H264V164H263ZM32 166H33V165H32ZM56 166H58V165H56ZM77 166H78V165H77ZM99 166H100V165H99ZM111 166H112V165H111ZM114 166H115V165H114ZM124 166H126V165H124ZM128 166H129V165H128ZM139 166H140V163H139ZM141 166H142V165H141ZM146 166H147V165H146ZM150 166L154 167L153 165H150ZM198 166H199V165H198ZM200 166H201V165H200ZM210 166H211V165H210ZM210 166H209V167H210ZM214 166H215V165H214ZM220 166H219V167H220ZM235 166H236V165H235ZM235 166H234V167H235ZM1 167H2V165H1ZM7 167H8V166H7ZM13 167H14V166H13ZM16 167H17V166H16ZM33 167H34V166H33ZM47 167H48V166H47ZM49 167H50V165H49ZM53 167H54V166H53ZM65 167H67V166H65ZM78 167H79V166H78ZM83 167H85V165H83ZM96 167H97V164H96ZM102 167H103V166H102ZM116 167H117V166H116ZM122 167H123V166H122ZM137 167H138V166H137ZM142 167H143V166H142ZM142 167H141V168H142ZM158 167H159V166H158ZM195 167H196V166H195ZM211 167H212V166H211ZM223 167H225V166H223ZM258 167H261V166H257V168H258ZM263 167H264V166H262V170L264 169ZM18 168H19V167H18ZM27 168H30V167H27ZM35 168H36V167H35ZM35 168H34V169H35ZM37 168H38V167H37ZM37 168H36V169H37ZM57 168H58V167H57ZM59 168H60V166H59ZM59 168H58V169H59ZM76 168H77V167H76ZM103 168H104L105 170L107 169L106 167H103ZM112 168H113V167H112ZM112 168H109V169L112 170ZM117 168H118V167H117ZM117 168H116V169H117ZM134 168H135V167H134ZM138 168H139V167H138ZM138 168H137V169H138ZM159 168H160V167H159ZM214 168H215V167H214ZM217 168H218V167H217ZM221 168H222V167H221ZM228 168H229V167L227 166V169H228ZM252 168H253V166H252ZM47 169H48V168H47ZM49 169H50V168H49ZM51 169H52V167H51ZM51 169H50V170H51ZM54 169H55V168H54ZM68 169H69V168H68ZM68 169L66 168V170H68ZM74 169H75V167H74ZM77 169H78V168H77ZM82 169H83V168H82ZM82 169L80 168V170H82ZM85 169H86V167H85ZM92 169H93V168H92ZM94 169H95V167H94ZM94 169H93V170H94ZM121 169H122V168H121ZM124 169H129V168L127 167V168H124ZM137 169H136V170H137ZM142 169H143V168H142ZM147 169H148V168H147ZM150 169H151V168H150ZM155 169H157V168H155ZM193 169H194V168H193ZM199 169H200V168H199ZM208 169H209V168H208ZM211 169H212V168H211ZM215 169H216V168H215ZM222 169H223V168H222ZM222 169H221V172H222ZM232 169H233V168H232ZM237 169H239V168H237ZM242 169H243V168H242ZM253 169H254V168H253ZM255 169H256V168H255ZM0 170H1V169H0ZM13 170H14V169H13ZM19 170H20V169H18V171H19ZM27 170H28V169H27ZM43 170H44V169H43ZM71 170H72V169H71ZM113 170H115V169H113ZM133 170H134V169H133ZM136 170L134 171V174H135ZM139 170H140V169H138V171H139ZM191 170H192V169H191ZM197 170H198V167H197ZM209 170H210V169H209ZM213 170H214V169H213ZM223 170H224V169H223ZM233 170H234V169H233ZM240 170H241V169H240ZM246 170H247V168H246ZM20 171H21V170H20ZM33 171H34V170H33ZM33 171H31V172H33ZM39 171H40V170H39ZM39 171H36V172H39ZM86 171H88V170L86 169ZM96 171H98V170H96ZM100 171H102V169H101ZM127 171H128V170H127ZM148 171H149V170H148ZM148 171H147V172H148ZM157 171H159V170H157ZM161 171H162V170H161ZM168 171H169V170H168ZM193 171H194V170H193ZM193 171H192V172H193ZM195 171H196V170H195ZM199 171H200V170H199ZM216 171H217V169H216ZM216 171H215V173H216ZM219 171H220V170H219ZM219 171H218V172H219ZM225 171H226V170H225ZM225 171H223V172H225ZM235 171H236V170H235ZM243 171H245V170L243 169ZM252 171H253V170H252ZM9 172H11V171H9ZM21 172H22V171H21ZM31 172H28V173H31ZM40 172H41V171H40ZM43 172H44V171H43ZM46 172H47V171H46ZM51 172H52V171H51ZM91 172H93V171H91ZM110 172H111V171H110ZM115 172H116V170H115ZM143 172H144V170H143ZM164 172H165V171H164ZM166 172H167V170H166ZM209 172H210V171H209ZM211 172H213V171H211ZM218 172H217V173H218ZM232 172H233V171H232ZM241 172H242V171H241ZM259 172H260V170H259ZM259 172L257 171V174H258ZM6 173H8V172H6ZM16 173H17V171H16ZM18 173H19V172H18ZM25 173H26V171H25ZM54 173H55V172H54ZM65 173H66V172H65ZM68 173H69V172H68ZM76 173H77V172H76ZM81 173H82V172H81ZM81 173H80V174H81ZM85 173H86V172H85ZM88 173H89V172H88ZM98 173H99V172H98ZM101 173H102V172H101ZM105 173H106V172H105ZM113 173H114V171H113ZM157 173H158V172H157ZM157 173H156V174H157ZM161 173H162V172H161ZM171 173H173V172H171ZM174 173H175V172H174ZM196 173H197V172H196ZM199 173H200V172H199ZM205 173H206V172H205ZM215 173H214V174H215ZM229 173H230V172H229ZM250 173H251V172H250ZM254 173H255V172H254ZM10 174H11V173H10ZM40 174H41V173H40ZM44 174H46V173H44ZM55 174H56V175H60L59 173H58V174L55 173ZM72 174H73V173H72ZM72 174H71V175H72ZM77 174H78V173H77ZM91 174H92V173H91ZM93 174H95V173H93ZM93 174H92L91 176H93ZM102 174H103V173H102ZM116 174H117V173H116ZM145 174H146V173H145ZM148 174H149V173H148ZM150 174H151V172H150ZM159 174H160V172H159ZM168 174H170V173H168ZM179 174H180V173H179ZM183 174H184V173H183ZM189 174H190V173H189ZM193 174H194V173H193ZM209 174H210V173H209ZM214 174H212V175H214ZM224 174H225V173H224ZM230 174H231V173H230ZM233 174H234V173H233ZM233 174H232V175H233ZM236 174L239 175V173H236ZM251 174H252V173H251ZM255 174H256V173H255ZM255 174H254V176L256 177ZM261 174H264V173L261 172ZM0 175H2V173H1ZM22 175H23V174H22ZM27 175H28V174H27ZM49 175H52V174H49ZM53 175H54V174H53ZM61 175H62V174H61ZM64 175H65V174H64ZM71 175H69V176L71 177ZM74 175H75V174H74ZM83 175H84V174H83ZM86 175L88 176V174H86ZM172 175H173V174H172ZM180 175H181V174H180ZM180 175H179V176H180ZM204 175H206V174H204ZM215 175H216V174H215ZM219 175H220V174H219ZM219 175L217 174V176H219ZM242 175H243V173H242ZM259 175H260V174H259ZM259 175H258V176H259ZM4 176H5V175H4ZM30 176H31V175H30ZM34 176H36L35 173H34ZM80 176H81V175H80ZM106 176H108V175H106ZM111 176H112V175H111ZM151 176H152V175H151ZM156 176H157V175H156ZM182 176H183V175H182ZM187 176H188V175H187ZM194 176H195V175H194ZM201 176H202V175H201ZM209 176H210V175H209ZM209 176H208V177H209ZM228 176H229V175H228ZM233 176H234V175H233ZM254 176H253V177H254ZM1 177H2V176H1ZM5 177H6V176H5ZM10 177H11V176H10ZM13 177H16V176H13ZM44 177H45V176H44ZM47 177H48V176H47ZM47 177H46V178H47ZM49 177H51V176H49ZM66 177H67V176H66ZM82 177H83V176H82ZM82 177H81V178H82ZM100 177H101V176H100ZM169 177H171V175H169ZM169 177H168V178H169ZM191 177H192V176H191ZM191 177H190V179H191ZM195 177H196V176H195ZM197 177H198V176H197ZM208 177H207V178H208ZM212 177H213V176H212ZM226 177H227V176H226ZM241 177H243V176H241ZM17 178H19V177L17 176ZM25 178H26V177H25ZM36 178H37V176H36ZM52 178H53V177H52ZM52 178H51V179H52ZM62 178H63V177H62ZM62 178H61V179H62ZM72 178H74V177H72ZM84 178H85V177H84ZM91 178H92V177H91ZM176 178H177V177H176ZM176 178H175V179H176ZM203 178H204V176H203ZM203 178H202V179H203ZM207 178H204L203 181H204L205 179L207 180ZM216 178H217V177H216ZM216 178H215V179H216ZM227 178H228V177H227ZM233 178H237V177L234 176ZM244 178H245V176H244ZM262 178H263V177H262ZM0 179H1V178H0ZM20 179H22V178H20ZM27 179H28V178H27ZM38 179H39V178H38ZM38 179H37V180H38ZM47 179H48V178H47ZM53 179H54V178H53ZM66 179H67V178H66ZM70 179H71V178H70ZM70 179H68V180H70ZM87 179H88V178H87ZM102 179H103V178H102ZM117 179H118V178H117ZM181 179H182V178H181ZM181 179H180V180H181ZM187 179H188V178H187ZM187 179H186V180H187ZM198 179H199V177H198ZM200 179H201V178H200ZM230 179H231V177H230ZM230 179H228V180H230ZM255 179H256V178H255ZM258 179H259V178H258ZM2 180H3V178H2ZM2 180H1V182H2ZM16 180H17V179H16ZM29 180H30V179H29ZM40 180H41V179H40ZM45 180H46V179H45ZM62 180H63V179H62ZM85 180H86V179H85ZM89 180H90V179H89ZM91 180H92V179H91ZM192 180H193V178H192ZM206 180H205V181H206ZM208 180H210V179L208 178ZM222 180H223V179H222ZM222 180H221V181H222ZM228 180H227V181H228ZM238 180H239V179H238ZM241 180H242V179H241ZM251 180H252V179H251ZM262 180H263V179H262ZM12 181H13V178H12ZM12 181H11V182H12ZM19 181H22V180H19ZM32 181H33V180H32ZM43 181H44V178L42 179L41 182H43ZM59 181H60V178H59ZM66 181H67V180H66ZM74 181H75V180H74ZM80 181L82 182V179H81ZM92 181H93V180H92ZM92 181H91V182H92ZM107 181H108V180H107ZM109 181H111V180H109ZM109 181H108V182H109ZM133 181H134V180H133ZM187 181H188V180H187ZM190 181H191V180H190ZM190 181H189V183H190ZM212 181H213V180H212ZM215 181H216V180H215ZM221 181H220V182H221ZM227 181L225 180L226 183H227ZM230 181H231V180H230ZM244 181H245V179H244ZM248 181H249V180H248ZM254 181H255V180H254ZM263 181H264V180H263ZM14 182H15V180H14ZM35 182H36V181H35ZM38 182H40V181H38ZM64 182H65V181H64ZM72 182H73V180L71 181V183H72ZM91 182H90V183H91ZM100 182H101V178H100ZM105 182H106V181H105ZM105 182H104V183H105ZM120 182H121V185H122V181H120ZM120 182H118V183L116 182L115 184L117 185V184H119ZM126 182H127V181H126ZM135 182H137V181H135ZM139 182H140V181H139ZM170 182H175V181H173L172 179H170ZM183 182H184V181H183ZM183 182H182V183H183ZM194 182H195V181H194ZM196 182H198V181H196ZM208 182H209V181H208ZM220 182H219V183H220ZM222 182L224 183V181H222ZM236 182H237V181H236ZM251 182L253 183V181H251ZM256 182H257V181H256ZM256 182H255V184H256ZM12 183H13V182H12ZM17 183H18V182H17ZM23 183H24V182H23ZM62 183H63V181H62ZM62 183H61V184H62ZM65 183H66V182H65ZM73 183H76V182H73ZM78 183H79V182H78ZM88 183H89V182H88ZM106 183H107V182H106ZM113 183H114V182H113ZM133 183H134V182H133ZM180 183H181V182H180ZM199 183H201V182H199ZM204 183H205V182H204ZM209 183H210V182H209ZM211 183H212V182H211ZM228 183H229V182H228ZM228 183H227V185H228ZM230 183H233V181L230 182ZM239 183H240V182L238 181V184H239ZM246 183H247V182H246ZM248 183H249V182H248ZM252 183H251V184H252ZM2 184H3V182H2ZM2 184H1V185H2ZM7 184H8V182H7ZM19 184H20V183H19ZM19 184H18V185H19ZM76 184H77V183H76ZM85 184H86V183H85ZM95 184H96V182H95ZM99 184H100V183H99ZM101 184H102V183H101ZM110 184H112V183H110ZM123 184H124V183H123ZM127 184H128V182H127ZM127 184H125V185H127ZM139 184H140V183H139ZM139 184H137V185H139ZM173 184H174V183H173ZM187 184H188V183H187ZM187 184H185V185H187ZM190 184H192V183H190ZM195 184H196V183H195ZM195 184H194V185H195ZM216 184H217V183H216ZM234 184H235V182H234ZM241 184H242V183H241ZM257 184H258V183H257ZM261 184H262V183H261ZM4 185H5V184H4ZM9 185H10V184H9ZM35 185L37 186V183H35ZM35 185H34V186H35ZM56 185H58V184H56ZM70 185H71V184H70ZM77 185H78V184H77ZM79 185L82 186L81 183H80ZM171 185H172V184H171ZM177 185H178V184H177ZM177 185H176V186H177ZM185 185H184V186H185ZM199 185H200V184H199ZM204 185H205V184H203L202 186L204 187ZM206 185H207V184H206ZM229 185H231V184H229ZM229 185H228L227 187H229ZM242 185H244V184H242ZM252 185H253V184H252ZM258 185H259V184H258ZM258 185H257V186H258ZM13 186H14V185H13ZM22 186H23V185H22ZM25 186H26V185H25ZM28 186H29V185H28ZM31 186H32V185H31ZM34 186H33V187H34ZM61 186H62V185H61ZM64 186H65V185H64ZM72 186H73V185H72ZM72 186H70V187L68 186V187L71 189ZM80 186H79V187H80ZM86 186H87V185H86ZM89 186H91V185H89ZM104 186H105V185H104ZM106 186H107V185H106ZM111 186H112V185H111ZM114 186H115V185H114ZM118 186H119V185H118ZM135 186H136V185H135ZM135 186H134V187H135ZM173 186L175 187V185H173ZM178 186H179V185H178ZM184 186H183V187H184ZM188 186H189V184H188ZM200 186H201V185H200ZM232 186H233V184H232ZM236 186H237V185H236ZM7 187H8V186H7ZM11 187H12V186H11ZM17 187H18V186H17ZM23 187H24V186H23ZM39 187H40V186H39ZM43 187H44V186H43ZM59 187H60V186H59ZM59 187H58V188H59ZM65 187H67V186H65ZM79 187H78V188H79ZM84 187H85V186H83V188H84ZM93 187H94V186H93ZM109 187H110V186H109ZM116 187H117V186H116ZM121 187H122V186H121ZM195 187H197V186H195ZM210 187H211V186H210ZM210 187H209V191L212 190V189H214V188L210 189ZM215 187H216V186H215ZM219 187H220V186H219ZM221 187H222V185H221ZM223 187H225V185H224ZM233 187H234V186H233ZM246 187H247V186H246ZM249 187L254 188L255 186L252 187V186L249 185ZM259 187H260V186H259ZM15 188H16V187H15ZM35 188H36V187H35ZM78 188H76V189H78ZM98 188H99V187H98ZM123 188H124V187H123ZM128 188H129V187H127V189H128ZM138 188H139V187H138ZM142 188H143V187H142ZM179 188H180V187H179ZM181 188H182V187H181ZM191 188H192V187H191ZM201 188H202V187H201ZM201 188H200V189H201ZM204 188H205V187H204ZM216 188H217V187H216ZM230 188H231V186H230ZM230 188H228V190H230ZM237 188H238V186L236 187V189H237ZM241 188H242V187H241ZM241 188H239V189H241ZM243 188H244V187H243ZM251 188H250L249 191H251ZM5 189H6V188H5ZM12 189H13V188H12ZM18 189H20V188H18ZM21 189H22V187H21ZM30 189H32V188H30ZM30 189H29V190H30ZM38 189H39V188H38ZM40 189H41V188H40ZM40 189H39V191H40ZM48 189H49V188H48ZM56 189H57V188H56ZM64 189H65V188H64ZM64 189H62V190H64ZM85 189H86V188H85ZM112 189H113V188H112ZM195 189H196V188H195ZM202 189H203V188H202ZM244 189H245V188H244ZM254 189H255V188H254ZM256 189H257V188H256ZM260 189H261V187H260ZM1 190H2V189H1ZM29 190H28V191H29ZM36 190H37V189H36ZM43 190H44V189H43ZM51 190H52V188H51ZM60 190H61V189H60ZM60 190H59V191H60ZM62 190H61V191H62ZM66 190H67V189H66ZM66 190H64V191L66 192ZM78 190H79V189H78ZM95 190H96V189H95ZM104 190H106V189H104ZM104 190H103V191H104ZM109 190L111 191L110 188H109ZM122 190H124V189H122ZM125 190H126V189H125ZM128 190H129V189H128ZM130 190H131V189H130ZM140 190H141V189H140ZM140 190H139V191H140ZM186 190H187V188H186ZM190 190H191V189H190ZM193 190H194V188H193ZM196 190H197V189H196ZM228 190H227V192H231V191L234 190V188H233L231 191H228ZM19 191H20V190H19ZM26 191H27V190H26ZM47 191H48V190H47ZM49 191H50V190H49ZM61 191H60V192H61ZM69 191H70V190H69ZM69 191H68V192H69ZM72 191H73V190H72ZM92 191H93V190H92ZM92 191H91V192H92ZM118 191H119V190H118ZM118 191H116V192H118ZM132 191H133V189H132ZM178 191H179V190H178ZM201 191H203V192L205 193L204 190H201ZM209 191H208V192L206 191V192H207L206 195H207L208 193H210ZM249 191H248V192H249ZM253 191H254V190H253ZM253 191H252V192H253ZM258 191H259V189H258ZM20 192H22V191H20ZM23 192H24V191H23ZM35 192H36V191H35ZM51 192H52V191H51ZM74 192H76V191L74 190ZM96 192H97V191H96ZM100 192H102V191H100ZM112 192H113V191H112ZM119 192H120V191H119ZM119 192H118V193H119ZM121 192H122V191H121ZM141 192H142V191H141ZM181 192H182V191H181ZM181 192H180V193H181ZM187 192H188V191H187ZM215 192H216V191H214V193H215ZM224 192H225V191H224ZM241 192H242V191H241ZM246 192H247V191H246ZM246 192H245V193H246ZM255 192H256V191H255ZM255 192H254V193H255ZM263 192H264V191H263ZM1 193H2V192H1ZM18 193H19V192H18ZM25 193H26V192H25ZM33 193H34V192H33ZM56 193H57V191H56ZM85 193L87 194V192H83L82 194L84 195ZM102 193H103V192H102ZM105 193H106V192H105ZM114 193H115V191H114ZM114 193H113V194H114ZM118 193H116V194H118ZM125 193H126V192H125ZM130 193H131V192H130ZM134 193H136V192L134 191L133 194H134ZM211 193H213V190L211 191ZM242 193H243V192H242ZM40 194H42V193H40ZM40 194H39V196H40ZM43 194H44V193H43ZM45 194H47V193H45ZM69 194H70V192H69ZM69 194H68V195H69ZM78 194H79V193H78ZM89 194H91V193H89ZM89 194H87V195H89ZM97 194H98V192H97ZM100 194H101V193H100ZM100 194H99V196H100ZM128 194H129V193H128ZM182 194H183V193H182ZM190 194H191V193H190ZM201 194H202V193H201ZM255 194H256V193H255ZM259 194H261V192H260ZM259 194H257V195H259ZM1 195H2V194H1ZM1 195H0V196H1ZM4 195H5V193H4ZM7 195H10V194L7 193ZM13 195H14V194H13ZM20 195H21V194H20ZM20 195H19V196H20ZM22 195H23V194H22ZM33 195H34V194H33ZM36 195H37V194H36ZM49 195H50V194H49ZM54 195H55V194H54ZM61 195H62V193H61ZM70 195H71V194H70ZM76 195H77V194H76ZM109 195H110V194H109ZM109 195H107L106 197H109ZM130 195H131V194H130ZM130 195H129V196H130ZM134 195H135V194H134ZM138 195H140L139 198H142V197H141V194H138ZM185 195H186V193H185ZM188 195H189V193H188ZM191 195H192V194H191ZM193 195H194V194H193ZM196 195H197V193H196ZM208 195H209V194H208ZM212 195H213V194H212ZM212 195H211V196H212ZM221 195H222V194H221ZM221 195H220V196H221ZM224 195H226V193H225ZM229 195H230V194H229ZM233 195H235V194H233ZM238 195H239V194H238ZM242 195H243V194H241V196H242ZM250 195H253V193H251ZM27 196H28V195H27ZM29 196H30V195H29ZM47 196H48V195H47ZM72 196H73V195H72ZM77 196H78V195H77ZM85 196H86V195H85ZM85 196H84V197H85ZM89 196H90V195H89ZM95 196H96V194H95ZM95 196H93V197H95ZM102 196H104V193H103ZM227 196H228V195H227ZM244 196H245V195H244ZM253 196H254V195H253ZM1 197H3V196H1ZM23 197H24V196H23ZM51 197H52V196H51ZM56 197H57V196H56ZM66 197H67V196H65V199H66ZM73 197H74V196H73ZM104 197H105V196H104ZM125 197H126V194H125ZM125 197H124V198H125ZM131 197H132V196H131ZM183 197H185V196H183ZM197 197H199V196H197ZM201 197H202V196H201ZM205 197H206V196H205ZM216 197H217V196H216ZM231 197H232V196H231ZM235 197H236V196H235ZM250 197H251V196H250ZM257 197H258V196H257ZM261 197H262V196H261ZM4 198H5V196H4ZM27 198H28V197H27ZM30 198H31V197H30ZM40 198H41V197H40ZM42 198H43V197H42ZM85 198H86V197H85ZM97 198H98V197H97ZM116 198H117V197H116ZM126 198H127V197H126ZM186 198H187V195H186ZM189 198H190V197H188L187 200H188ZM191 198H192V197H191ZM199 198H200V197H199ZM207 198H208V196H207ZM207 198H206V200H207ZM211 198H212V197H211ZM221 198H225V197H221ZM246 198H247V197H246ZM259 198H260V197H259ZM2 199H3V198H2ZM19 199H24V198H22V197L20 198V197H19ZM19 199H18V201H19ZM59 199H60V198H59ZM69 199H70V198H69ZM78 199H79V198H78ZM81 199H82V198H81ZM86 199H87V198H86ZM88 199H89V198H88ZM90 199H91V198H90ZM100 199H103V198H100ZM100 199H99V200H100ZM113 199H114V198H113ZM119 199H120V197H119ZM127 199H128V198H127ZM137 199H138V198H137ZM192 199H193V198H192ZM204 199H205V198H204ZM212 199H214V198H212ZM225 199H228V198H225ZM225 199H223L222 202H224ZM231 199H232V198H231ZM233 199H234V198H233ZM241 199H243V196L241 197ZM247 199H248V198H247ZM250 199H251V198H250ZM263 199H264V198H263ZM7 200H9V199H7ZM28 200H29V199H28ZM30 200H31V199H30ZM43 200H44V199H43ZM50 200H51V199H50ZM96 200H97V199H96ZM108 200H109V199H108ZM114 200H115V199H114ZM114 200H113V201H114ZM201 200H203V198H201ZM206 200H205V202H207ZM208 200H209V199H208ZM239 200H240V199H239ZM18 201H17V202H18ZM21 201H22V200H21ZM32 201H33V199H32ZM34 201H35V200H34ZM59 201H60V200H59ZM109 201H110V200H109ZM113 201H112V202H113ZM122 201H123V200H122ZM189 201H190V200H188V202H189ZM194 201H195V200H194ZM211 201H212V200H211ZM214 201H216V200H214ZM228 201H229V199H228ZM230 201H231V200H230ZM232 201H234V200H232ZM232 201H231V202H232ZM235 201L237 202V200H235ZM245 201H246V200H245ZM5 202H6V200H5ZM17 202H16V203H17ZM19 202H20V201H19ZM43 202H44V201H43ZM63 202H64V201H63ZM70 202H71V201H70ZM82 202H83V201H82ZM85 202H86V201H85ZM85 202H84V203H85ZM91 202L94 203V201H91ZM100 202H101V201H100ZM102 202H103V201H102ZM118 202H120V201H118ZM141 202H144V201L142 200ZM186 202H187V201H186ZM188 202H187V203H188ZM197 202H199V201L197 200ZM208 202H210V201H208ZM208 202H207V203H208ZM218 202H219V201H218ZM241 202H243V201L241 200ZM2 203H3V202H2ZM22 203H24V205L26 204L25 202H21V204H22ZM28 203H29V202H28ZM44 203H45V202H44ZM46 203H48V202H46ZM57 203H58V200H57ZM59 203H60V202H59ZM86 203H87V202H86ZM88 203H90V202H88ZM133 203H134V202H133ZM136 203H138V202H136ZM146 203H147V202H146ZM203 203H204V202H203ZM212 203H213V202H212ZM212 203H210V204H212ZM216 203H217V202H216ZM216 203H215V204H216ZM226 203H227V202H226ZM243 203H244V202H243ZM246 203H247V201H246ZM5 204H6V203H5ZM10 204H11V203H10ZM14 204H15V203H14ZM14 204H13V205H14ZM17 204H18V203H17ZM36 204H37V202H36ZM39 204H41V202H40ZM42 204H43V203H42ZM55 204H56V202H55ZM104 204H105V203H104ZM120 204H121V203H120ZM130 204H131V203H130ZM189 204H191V203H189ZM189 204H188V206H189ZM224 204H225V203H224ZM227 204H229V203H227ZM234 204L236 205V203H233V206H234ZM237 204H239V203H237ZM6 205H7V204H6ZM6 205H5V206H6ZM13 205H11V206H13ZM29 205H30V204H29ZM33 205H34V204H33ZM57 205H58V204H57ZM59 205H61V204H59ZM64 205H65V204H64ZM69 205H70V204H69ZM84 205H85V204H84ZM88 205H89V204H88ZM92 205H93V204H92ZM95 205H96V207H99V205H97V204H95ZM102 205H103V204H102ZM107 205H108V204H106V206H107ZM111 205H112V203H111ZM111 205H110V206H111ZM115 205H116V204H115ZM115 205H114V206H115ZM137 205H138V204H137ZM192 205H193V204H192ZM194 205H195V204H194ZM208 205H209V204H208ZM231 205H232V204H231ZM231 205H230V207H231ZM241 205H242V204H241ZM20 206H21V205H20ZM34 206H36V205H34ZM39 206H40V205H39ZM41 206H42V205H41ZM47 206H48V205H47ZM53 206H54V205H53ZM62 206H63V205H62ZM77 206H78V205H77ZM79 206H80V205H79ZM126 206H127V205H126ZM134 206H135V208L137 207L136 205H134ZM139 206H140V204H139ZM199 206H200V205H199ZM203 206H204V205H203ZM214 206H215V205H213V207H214ZM219 206H220V205H219ZM226 206L228 207V205H226ZM236 206H238V205H236ZM236 206H235L234 208H236ZM263 206H264V203H263ZM7 207L9 208V206H7ZM24 207H25V206H23V209H24ZM30 207H31V206H30ZM50 207H51V206H50ZM71 207H72V206H70V208H71ZM74 207H75V206H74ZM74 207H73V208H74ZM81 207H82V205H81ZM85 207H87V206H85ZM85 207H84V208H85ZM103 207H104V209H105V205H104ZM117 207H118V206H117ZM120 207H121V205H120ZM123 207H124V206H123ZM123 207H121V208H123ZM131 207H132V206H131ZM131 207H130V208H131ZM148 207H149V206H148ZM148 207L145 208V210L148 209ZM190 207H191V206H190ZM222 207H225V206L223 205ZM227 207H225L226 210H227ZM248 207H249V206H248ZM3 208H4V207H3ZM8 208H7V209H8ZM36 208H37V207H36ZM38 208H39V207H38ZM45 208H46V207H45ZM48 208H49V207H48ZM55 208H56V207H55ZM75 208H76V207H75ZM77 208H78V207H77ZM79 208H80V207H79ZM88 208H89V207H88ZM90 208H91V207H90ZM93 208H95V207H93ZM113 208H115V207H113ZM118 208H119V207H118ZM128 208H129V207H128ZM141 208H142V207H140V209H141ZM149 208H151V206H150ZM168 208H169V207H168ZM185 208H186V207H185ZM198 208H199V207H198ZM203 208H204V207H203ZM208 208H209V207H208ZM208 208H207V209H208ZM217 208H218V207H217ZM232 208H233V207H232ZM234 208H233V209H234ZM237 208L239 209V208H241V206H240V207H237ZM244 208H245V207H244ZM250 208H251V207H250ZM13 209H14V208H13ZM31 209H32V208H31ZM43 209H44V208H43ZM43 209H42V210H43ZM67 209H68V208H67ZM99 209H100V208H99ZM99 209H98V210H99ZM111 209H112V208H111ZM131 209H132V208H131ZM155 209H156V208H155ZM155 209H152V213H153V210H155ZM166 209H167V208H166ZM166 209H165V210H166ZM187 209H188V208H187ZM187 209H186V210H187ZM207 209H204V210H207ZM210 209H211V208H210ZM220 209H221V207H220ZM230 209H231V208H230ZM230 209H229V210H230ZM245 209H246V208H245ZM247 209H248V208H247ZM247 209H246V210H247ZM8 210H9V209H8ZM16 210H17V209H16ZM19 210H20V209H19ZM27 210H28V208H27ZM48 210H49V209H48ZM50 210H51V209H50ZM71 210H72V209H71ZM73 210H74V209H73ZM87 210H88V209L86 208V211H85V212L88 213L89 211H87ZM93 210H94V209H93ZM113 210L115 211V209H113ZM136 210H137V209H136ZM138 210H139V209H138ZM138 210H137V211H138ZM145 210H144V211H145ZM148 210H149V209H148ZM159 210H160V209H159ZM165 210H164V211H165ZM170 210H171V209H170ZM189 210H190V209H189ZM198 210H199V209H198ZM200 210H202L201 207H200ZM212 210H213V209H212ZM231 210H232V209H231ZM235 210H237V209H235ZM235 210H234V211H235ZM239 210L241 211V209H239ZM4 211H5V210H4ZM21 211H22V210H21ZM30 211H31V210H30ZM36 211H37V210H36ZM55 211H56V209H55ZM67 211H68V210H67ZM77 211H80V209H79V210L77 209ZM99 211H100V210H99ZM105 211H106V210H104L103 212H105ZM109 211H110V210H109ZM114 211H112V212H114ZM118 211H119V210H118ZM130 211H131V210H130ZM142 211H143V210H141V213H142ZM162 211H163V210H162ZM168 211H169V210H168ZM168 211L166 210V212H168ZM221 211H222V210H221ZM223 211H224V210H223ZM223 211H222V212H223ZM240 211H239V212H240ZM242 211L245 212L244 209H243ZM16 212H18V211H16ZM31 212H32V211H31ZM31 212H30V213H31ZM33 212H35V211L33 210ZM40 212H41V211H40ZM53 212H54V211H53ZM58 212H59V211H58ZM65 212H66V211H65ZM75 212H76V211H75ZM83 212H84V211H83ZM122 212H123V211H122ZM126 212H127V211H126ZM131 212H132V211H131ZM131 212H129V213L131 214ZM138 212H139V211H138ZM146 212H147V211H146ZM154 212H155V211H154ZM157 212H158V211L155 212L156 215H157ZM186 212H188V211H186ZM205 212H206V211H205ZM217 212H218V211H217ZM227 212H229V211H227ZM227 212H225V213H227ZM232 212H233V211H232ZM247 212H248V211H247ZM260 212H261V211H260ZM0 213H1V212H0ZM7 213H8V211H7ZM14 213H15V212H14ZM30 213H29V214H30ZM50 213H51V212H50ZM54 213H55V212H54ZM77 213H78V212H77ZM92 213H93V212H92ZM92 213H90V214H92ZM97 213H98V212H97ZM101 213H102V212H101ZM110 213H111V212H110ZM120 213H121V211H120ZM143 213H144V212H143ZM158 213H159V215H163V214H160V212H158ZM163 213H165V212H163ZM172 213L174 214L175 212L172 211L171 214H172ZM177 213H178V212H177ZM184 213H185V212H184ZM197 213H198V212H197ZM207 213H208V212H207ZM218 213H219V212H218ZM245 213H246V212H245ZM248 213H249V212H248ZM248 213H247V214H248ZM258 213H259V211H258ZM5 214H6V213H5ZM8 214H9V213H8ZM11 214H12V213H11ZM25 214H26V213H25ZM27 214H28V213H27ZM29 214H28V215H29ZM32 214H33V213H32ZM37 214H38V212H37ZM57 214H59V213H57ZM80 214H82V213H80ZM83 214H84V213H83ZM95 214H96V212H95ZM113 214H114V213H113ZM124 214H125V213H124ZM132 214H133V213H132ZM136 214H137V213H136ZM138 214H139V213H138ZM138 214H137V215H138ZM145 214H146V213H145ZM148 214H149V213H148ZM153 214H154V213H153ZM165 214H166V213H165ZM168 214H169V213H168ZM171 214H170V215H171ZM187 214H188V213H187ZM187 214H186V215H187ZM191 214H192V213H191ZM198 214H199V213H198ZM200 214H201V213H200ZM205 214H206V213H205ZM212 214H214V213L212 212ZM221 214H223V213H221ZM221 214H220V216H221ZM230 214H231V213H230ZM233 214H234V212H233ZM240 214H241V213H239L238 215H240ZM250 214H251V213H250ZM259 214H260V213H259ZM262 214H263V213H262ZM9 215H10V214H9ZM33 215H34V214H33ZM38 215H39V214H38ZM50 215H51V214H50ZM50 215H49V216H50ZM52 215H53V213H52ZM60 215H61V214H60ZM74 215H75V214H74ZM85 215H87V214H85ZM85 215H84V216H85ZM92 215H93V214H92ZM101 215H102V214H101ZM109 215H110V214H109ZM109 215H107V216H108V217H107L108 219H109V217H110ZM120 215H121V214H120ZM137 215H136V216H137ZM140 215H141V214H140ZM142 215H143V214H142ZM170 215H169V216H170ZM184 215H185V214H183V216H184ZM188 215H189V214H188ZM202 215H203V214H202ZM206 215H207V214H206ZM210 215H211V214H210ZM216 215H217V214H216ZM216 215H215V216H216ZM223 215L225 216L226 214H223ZM227 215H229V214L227 213ZM236 215H237V214H235V216H236ZM256 215H257V214H256ZM0 216H1V215H0ZM57 216H58V215H57ZM57 216H56V217H57ZM61 216H62V215H61ZM70 216H71V214H70ZM80 216H82V215H80ZM115 216H116V215H115ZM134 216H135V214H134ZM136 216H135V217H136ZM145 216H146V218H147V216H150V215H145ZM145 216H144V217H145ZM164 216H165V215H164ZM178 216H179V215H178ZM180 216H181V215H180ZM194 216H195V214H194ZM196 216H197V215H196ZM230 216H231V215H230ZM233 216H234V215H233ZM241 216H242V215H241ZM241 216H239V217H241ZM243 216H246V214H245V215L243 214ZM263 216H264V215H263ZM1 217H2V216H1ZM16 217H17V216H16ZM42 217H44V216H42ZM74 217H75V216H74ZM105 217H106V216H105ZM112 217H113V215H112ZM123 217H124V216H123ZM127 217H128V216H127ZM131 217H132V216H131ZM142 217H143V216H142ZM152 217H153V216H152ZM152 217H151V218H152ZM171 217H172V215H171ZM175 217H176V215H175ZM185 217H186V216H185ZM217 217H218V216H217ZM225 217H226V216H225ZM239 217H238V218H239ZM248 217H249V216H248ZM28 218H30V217L28 216ZM35 218H36V217H35ZM35 218H34V219H35ZM40 218H41V217H40ZM47 218H49V217H47ZM78 218H79V217H78ZM85 218H86V216H85ZM91 218H92V217H91ZM114 218H115V217H114ZM119 218H120V217H119ZM158 218H159V217H158ZM167 218H168V217H166V219H167ZM179 218H180V217H179ZM187 218H189V217H187ZM205 218H206V217H205ZM215 218H216V217H215ZM219 218H220V217H219ZM226 218H228V217H226ZM226 218H225V219H226ZM229 218H230V217H229ZM231 218H232V217H231ZM233 218H234V217H233ZM233 218H232V219H233ZM252 218H254V217H252ZM257 218H258V217H257ZM262 218H263V217H262ZM5 219H7V217H6ZM30 219H31V218H30ZM42 219H43V218H42ZM51 219H52V218H51ZM65 219H67L66 216H65ZM83 219H84V218H83ZM100 219H102V218H100ZM110 219H111V218H110ZM120 219H121V218H120ZM129 219H130V218H129ZM133 219H134V218H133ZM133 219H132V220H133ZM138 219H140V218L138 217ZM153 219H154V217H153ZM153 219H152V222H154ZM159 219H160V218H159ZM166 219H165V220H166ZM168 219H169V218H168ZM175 219H176V218H175ZM182 219H183V218H182ZM194 219H195V218H194ZM194 219L192 218V220H194ZM197 219H199V218H197ZM210 219H211V218H210ZM232 219H231V220H232ZM234 219H236V218H234ZM240 219H241V218H240ZM242 219L245 220L244 217H243ZM254 219H255V218H254ZM9 220H10V219H9ZM38 220H39V219H38ZM56 220H57V219H56ZM67 220H68V219H67ZM69 220H70V219H69ZM84 220H86V219H84ZM88 220H89V219H88ZM95 220H96V219H95ZM122 220H123V218H122ZM122 220H119V221H122ZM135 220L137 221V218H136ZM144 220H145V219H144ZM147 220H148V219H147ZM149 220H150V219H149ZM189 220H190V219H189ZM195 220H196V219H195ZM202 220H203V219H202ZM206 220H208V219H206ZM218 220H219V219H218ZM231 220H230V221H231ZM246 220H247V218H246ZM246 220H245V221H246ZM248 220H249V219H248ZM49 221H50V220H49ZM63 221H64V220H63ZM63 221H62V222H63ZM74 221H77V220L74 219ZM82 221H83V220H82ZM82 221H81V222H82ZM98 221H99V220H98ZM102 221H103V220H102ZM106 221H107V220H106ZM106 221H105V223H107ZM109 221H110V220H109ZM119 221H118V222H119ZM129 221H130V220H129ZM157 221H158V220H157ZM157 221H155L156 224H157ZM160 221H162V220H160ZM183 221H185V220H182V222H183ZM211 221H215V220L213 219V220H211ZM228 221H229V219L227 220V222H228ZM232 221H233V220H232ZM238 221H239V220H238ZM238 221H237V222H238ZM240 221H241V220H240ZM240 221H239V222H240ZM249 221H250V220H249ZM258 221H259V220H258ZM258 221H257V222H258ZM51 222H52V220H51ZM56 222H57V221H56ZM67 222H69V221H67ZM87 222H88V221H87ZM92 222H93V221H92ZM115 222H117V220H116ZM127 222H128V219H127ZM139 222H140V221H139ZM141 222H142V220H141ZM143 222H145V221H143ZM169 222H170V220H169ZM169 222H168V223H169ZM179 222H180V221H179ZM179 222H178V223L175 222V223H176V224H179ZM186 222H187V221H186ZM193 222H194V221H193ZM198 222H199V221H198ZM216 222H217V221H216ZM216 222H214V223H216ZM220 222L225 224V222H222V220H221ZM220 222H219V223H220ZM233 222H234V221H233ZM239 222H238V223H239ZM252 222H253V221H252ZM257 222H255V223L258 224ZM261 222H262V221H261ZM54 223H55V222H54ZM64 223H65V222H64ZM99 223H100V222H99ZM131 223H133V222H131ZM131 223H130V224H131ZM146 223H148V222L146 221ZM155 223H154V224H155ZM175 223H174V224H175ZM187 223H188V222H187ZM189 223H190V221H189ZM194 223H195V222H194ZM204 223H205V222H204ZM206 223H207V222H206ZM210 223H211V222H210ZM212 223H213V222H212ZM217 223H218V222H217ZM228 223H230V222H228ZM231 223H232V222H231ZM235 223H236V221H235ZM235 223H233V224H235ZM242 223H243V222L241 221V223L239 224V227H240V225H241ZM7 224H8V223H7ZM46 224H47V223H46ZM50 224H51V223H50ZM52 224H53V223H52ZM70 224H71V222H70ZM73 224H75V223H73ZM103 224H104V223H103ZM107 224H108V223H107ZM124 224H125V223H124ZM124 224H123V225H124ZM136 224H137V222H136ZM139 224H140V223H139ZM151 224H152V223H151ZM154 224H153V225H154ZM159 224H160V222H159ZM159 224H158V225H159ZM163 224H164V222H163ZM166 224H167V222L165 223V226H166ZM182 224H183V223H182ZM190 224H191V223H190ZM207 224H209V223H207ZM243 224H244V223H243ZM47 225H48V224H47ZM58 225H59V222H58ZM64 225H66V224H64ZM76 225H77V223H76ZM76 225H75V226H76ZM85 225H86V224H85ZM85 225H83V226H85ZM89 225H90V224H89ZM99 225H100V224H98V226H99ZM109 225H112V224H109ZM109 225H108V226H109ZM114 225H115V224H114ZM127 225H128V224H127ZM131 225H132V224H131ZM143 225H144V224H143ZM143 225H140V226H143ZM146 225H148V224H146ZM146 225H144V226H146ZM158 225H156V226H158ZM169 225H170V224H169ZM201 225H202V224H201ZM204 225L207 227L206 224H204ZM219 225H220V227H221V224H219ZM219 225L216 224V226H219ZM246 225H247V224H246ZM249 225H250V224H249ZM249 225H248V226H249ZM251 225H252V223H251ZM54 226H56V225H54ZM62 226H63V225H62ZM93 226H94V225H93ZM148 226H149V225H148ZM175 226H176V225H175ZM188 226H189V225H188ZM188 226H184V227L187 229ZM194 226H195V225H194ZM196 226H197V224H196ZM196 226H195V227H196ZM214 226H215V225H214ZM229 226H230V225H229ZM229 226H227V227L230 228ZM234 226H235V225H234ZM236 226H237V225H236ZM242 226H244V225H242ZM254 226L256 227L257 225H254ZM254 226H253V228H254ZM48 227H49V225H48ZM51 227H52V226H51ZM70 227H71V226H70ZM77 227H78V225H77ZM86 227H87V226H86ZM113 227H114V226H113ZM117 227H119V226H117ZM120 227H121V226H120ZM123 227H125V226H123ZM150 227H151V226H150ZM177 227H178V225H177ZM180 227H181V226H180ZM191 227H193V226H191ZM191 227H190V228H191ZM200 227H201V226H200ZM203 227H204V226H203ZM209 227H211V226H209ZM209 227H207V228L209 229ZM225 227H226V226H225ZM227 227H226V228H227ZM250 227H251V226H250ZM257 227H258V226H257ZM43 228H44V227H43ZM43 228H42V229H43ZM45 228H46V227H45ZM81 228H84V227H81ZM88 228H89V227H88ZM88 228H87V229H88ZM98 228H99V227H98ZM103 228H105V226H104ZM107 228H109V227H106V229H107ZM131 228H132V226H131ZM143 228H144V227H143ZM147 228H148V227H147ZM172 228H173V227H172ZM174 228H175V227H174ZM182 228H183V227H182ZM188 228H189V227H188ZM190 228H189V229H190ZM201 228H202V227H201ZM216 228H217V227H216ZM244 228H246V227H244ZM253 228H252V229H253ZM258 228H259V227H258ZM2 229H3V228H2ZM65 229H66V227H65ZM67 229H69V228H67ZM67 229H66V230H67ZM77 229H78V228H77ZM84 229H85V228H84ZM106 229H105V230H106ZM120 229H121V228H120ZM126 229H127V227H126ZM134 229H135V228H134ZM154 229H155V228H154ZM161 229H162V227H161ZM175 229H176V228H175ZM175 229H174V230H175ZM177 229H179V228H177ZM180 229H181V228H180ZM189 229H188V230H189ZM191 229H192V228H191ZM203 229H204V228H203ZM212 229H213V228H212ZM222 229H224V228H222ZM222 229H221V230H222ZM231 229H233V228H231ZM236 229H237V228H236ZM241 229H242V228H241ZM246 229H248V227H247ZM246 229H244V230H246ZM254 229H255V228H254ZM254 229H253V231H254ZM263 229H264V228H263ZM0 230H1V228H0ZM61 230H62V229H61ZM69 230H70V229H69ZM69 230H68V231H69ZM85 230H86V229H85ZM94 230H95V229H94ZM102 230H103V229H102ZM109 230H110V229H109ZM113 230H114V229H113ZM128 230H129V229H128ZM137 230H138V228H137ZM148 230H149V228H148ZM152 230H153V228H152ZM158 230H159V229H158ZM174 230H173V231H174ZM192 230H193V229H192ZM205 230H206V229H205ZM205 230H204V231H205ZM221 230L219 231V233L223 232V230H222V231H221ZM45 231H46V230H45ZM50 231H51V230H50ZM50 231H48V233H49ZM52 231H53V230H52ZM63 231H64V229H63ZM78 231H79V230H78ZM80 231H81V230H80ZM87 231H88V230H87ZM95 231H97V230H95ZM115 231H117V230H115ZM155 231H156V229H155ZM161 231H162V230H161ZM176 231H177V230H176ZM198 231H200V232L202 231V232H203V230H200V229H199ZM198 231H196V232H198ZM209 231H210V230H209ZM215 231H217V230H215ZM224 231H225V229H224ZM228 231H230V229H229ZM237 231H238V230H237ZM240 231H243V230H240ZM248 231H251V230H248ZM262 231H263V230H262ZM55 232H56V230H55ZM55 232H54V233H55ZM65 232H66V231H65ZM73 232H74V231H73ZM73 232L71 231V233H73ZM83 232H84V230H83ZM85 232H86V231H85ZM98 232H99V230H98ZM101 232H102V231H101ZM103 232H104V231H103ZM119 232H120V231H119ZM124 232H125V231H124ZM130 232H131V229H130ZM152 232H153V231H152ZM169 232H170V231H169ZM171 232H172V231H171ZM174 232H175V231H174ZM180 232H181V230H180ZM182 232H184V231H182ZM182 232H181V233H182ZM190 232H191V231H190ZM196 232H195V233H196ZM212 232H213V231H212ZM212 232H211V234H212ZM231 232H233V231H231ZM231 232H229V233H231ZM251 232H252V231H251ZM38 233H39V232H38ZM41 233H42V232H41ZM56 233H57V232H56ZM56 233H55V234H56ZM60 233H61V232H60ZM68 233H69V232H68ZM71 233H70L69 235H72ZM92 233H94V232L92 231ZM109 233H110V232H109ZM114 233H115V232H114ZM125 233H126V232H125ZM143 233H144V232H143ZM145 233H146V232H145ZM147 233L149 234V232H147ZM167 233H168V230L166 231V235H169V234H167ZM184 233H185V232H184ZM204 233H205V232H204ZM208 233H209V232H208ZM226 233H228V232H225V235H226ZM241 233H242V232H241ZM253 233H254V232H253ZM259 233H261V232H259ZM1 234H2V233H1ZM3 234H4V233H3ZM58 234H59V233H58ZM73 234H74V233H73ZM78 234L81 235V232H79ZM86 234L89 235L88 233H86ZM86 234H85V235H86ZM99 234H100V233H99ZM107 234H108V233H107ZM107 234H106V235H107ZM111 234H112V232H111ZM122 234H123V233H122ZM136 234H137V233H136ZM202 234H203V233H202ZM211 234L209 235V237L211 236ZM214 234H215V233H214ZM223 234H224V233H223ZM232 234H233V233H232ZM232 234H231V235H232ZM238 234H239V233H238ZM244 234H245V231H244ZM251 234H252V233H251ZM256 234H258V232H256ZM261 234H262V233H261ZM37 235H38V234H37ZM61 235H63V234L61 233L59 236L61 237ZM80 235H78V238H79ZM85 235H83V236L85 237ZM87 235H86V236H87ZM90 235H91V234H90ZM93 235H94V234H93ZM130 235H133V234H130ZM145 235H146V234H145ZM151 235H152V233H151ZM160 235H161V233H160ZM181 235H182V234H181ZM185 235H186V234H185ZM185 235H184V236H185ZM193 235H194V234H193ZM203 235H204V234H203ZM205 235H206V233H205ZM216 235H217V234H216ZM216 235H215V236H216ZM229 235H230V234H229ZM248 235H249V234H248ZM253 235H255V233H254ZM263 235H264V234H263ZM38 236H39V235H38ZM42 236H43V235H42ZM42 236H41V238H43ZM73 236H74V235H73ZM76 236H77V235H76ZM83 236H82V238H83ZM103 236H104V233H103ZM110 236H112V235H110ZM134 236H135V235H134ZM139 236H140V235H139ZM149 236H150V235H149ZM171 236H172V235H171ZM190 236H192V235H190ZM198 236H200L199 233H198ZM198 236H197V237H198ZM206 236H208V234H207ZM215 236H214V237H215ZM218 236H219V235H217L215 238L217 239ZM220 236H221V234H220ZM227 236H228V235H227ZM233 236H234V234H233ZM241 236L243 237V235H241ZM244 236H245V235H244ZM6 237H7V236H6ZM24 237H25V236H24ZM39 237H40V236H39ZM44 237H45V236H44ZM56 237H57V236L55 235V240L58 239V238H56ZM60 237H59V238H60ZM93 237H94V236H93ZM93 237H92V238H93ZM98 237H99V236H98ZM131 237H132V236H131ZM152 237H153V236H152ZM167 237H168V236H167ZM177 237H178V236H177ZM214 237H212V238H214ZM221 237H223V236H221ZM225 237H226V236H225ZM230 237L232 238V236H230ZM234 237H235V236H234ZM260 237H261V236H260ZM48 238H49V237H48ZM65 238H66V237H65ZM86 238H87V237H86ZM86 238H85V239H86ZM94 238L96 239V237H94ZM99 238H101V237H99ZM139 238H140V237H139ZM142 238H143V237H142ZM154 238H156V236H155ZM154 238H153V239H154ZM158 238H159V235H158ZM162 238H163V237H162ZM168 238H169V237H168ZM173 238H174V237H173ZM179 238H180V235H179ZM182 238H184V237L182 236ZM182 238H180V239H182ZM186 238H187V237H186ZM186 238H185V239H186ZM200 238H201V236H200ZM212 238H210V239H212ZM215 238H214V240H215ZM240 238H241V237H240ZM243 238H244V237H243ZM247 238H249V237H247ZM255 238H256V237H255ZM1 239H2V238H1ZM33 239H34V238H33ZM39 239H40V238H39ZM46 239H47V237H46ZM46 239H45V240H46ZM61 239H62V238H61ZM103 239H104V238H103ZM107 239H109V238H107ZM116 239H117V238H116ZM119 239H121V238H119ZM146 239H147V238H146ZM148 239H149V238H148ZM150 239H152V238H150ZM156 239H157V238H156ZM159 239H160V238H159ZM159 239H158V241H159ZM166 239H167V238H166ZM175 239H176V238H175ZM177 239H178V238H177ZM189 239H190V238H189ZM191 239H192V238H191ZM206 239H208V238L206 237ZM220 239H221V238H220ZM224 239H226V238H224ZM249 239H250V238H249ZM251 239H252V238H251ZM2 240H3V239H2ZM36 240H37V238H36ZM71 240H72V239H71ZM87 240H89V239H87ZM90 240H91V238H90ZM90 240H89V241H90ZM131 240H132V239H131ZM142 240H143V239H142ZM142 240H141V243H142ZM163 240H164V239H163ZM169 240H171V239H169ZM173 240H174V239H173ZM182 240H183V239H182ZM187 240H188V239H187ZM197 240H198V239H197ZM202 240H203V239H202ZM226 240H227V239H226ZM226 240H225V241H226ZM232 240H234V238H233ZM236 240H237V239H236ZM240 240H241V239H240ZM242 240H243V239H242ZM245 240H246V239H245ZM245 240H243V241H245ZM262 240H264V239H262ZM262 240H261V241H262ZM25 241H26V240H25ZM27 241H29V240H27ZM27 241H26V242H27ZM46 241H47V240H46ZM52 241H53V240H52ZM57 241H59V240H57ZM63 241H64V240H63ZM67 241H68V238H67ZM80 241H81V240H80ZM82 241H83V240H82ZM85 241H86V240H85ZM103 241H104V240H103ZM105 241H106V240H105ZM110 241H111V240H110ZM126 241H127V240H126ZM134 241H135V240H134ZM137 241H138V240H137ZM139 241H140V240H139ZM158 241H157V242H158ZM160 241H161V239H160ZM171 241H172V240H171ZM184 241H185V240H184ZM184 241H183L182 243H184ZM191 241H192V240H191ZM200 241H201V240H200ZM219 241H221V240H219ZM225 241H224V242H225ZM237 241H238V240H237ZM249 241H250V240H249ZM249 241H248V242H249ZM2 242H4V241H2ZM30 242H31V241H30ZM32 242H33V241H32ZM40 242H41V241H40ZM61 242H62V241H61ZM76 242H79V241H76ZM97 242H98V240H97ZM108 242H109V241H108ZM117 242H118V241H117ZM131 242H132V241H131ZM144 242H145V241H144ZM153 242H154V241H153ZM155 242H156V241H155ZM157 242H156V244H157ZM193 242H195V240L192 241V243H193ZM203 242H205V241H203ZM212 242H213V240H212ZM227 242H228V241H227ZM231 242H232V241H231ZM252 242H253V241H252ZM262 242H263V241H262ZM6 243H7V242H6ZM6 243H5V245H7ZM23 243H25V242H23ZM37 243H38V242H37ZM47 243H48V242H46V244H47ZM50 243H51V242H50ZM54 243H55V242H54ZM54 243H53V244H54ZM69 243H70V242H69ZM91 243H95V242L91 241ZM100 243H101V242H100ZM103 243H104V242H103ZM109 243H110V242H109ZM124 243H125V242H124ZM128 243H129V242H128ZM136 243H137V242H136ZM164 243H166V241H165ZM167 243H169V242H168V239H167ZM173 243H174V242H173ZM178 243H179V242H178ZM180 243H181V242H180ZM182 243H181V244H182ZM188 243H189V242H188ZM197 243H198V242H197ZM216 243H217V242H216ZM218 243H219V242H218ZM218 243H217V244H218ZM234 243H235V242H234ZM239 243H240V241H239ZM243 243H244V242H243ZM256 243H257V242H256ZM263 243H264V242H263ZM20 244H21V243H20ZM25 244H26V243H25ZM33 244H35V243H33ZM43 244H44V243H43ZM51 244H52V243H51ZM53 244H52V246H53ZM67 244H68V243H67ZM75 244H76V243H75ZM79 244H80V242H79ZM105 244H106V243H105ZM156 244H155V245H156ZM171 244H172V243H171ZM190 244H191V242H190ZM201 244H203L202 241H201ZM201 244H200V245H201ZM214 244H215V243H214ZM237 244H238V243H237ZM237 244H236L235 246H237ZM249 244H250V243H249ZM5 245H4V247H6ZM21 245H22V244H21ZM27 245H28V244H27ZM47 245H48V244H47ZM49 245H50V244H49ZM55 245H56V244H55ZM55 245H54V246H55ZM57 245H58V244H57ZM68 245H69V244H68ZM80 245H82V244H80ZM96 245H98V243H97V244H94V246H96ZM106 245H107V244H106ZM112 245H113V244H111V246H112ZM126 245H127V243H126ZM144 245H145V244H144ZM174 245H175V244H174ZM184 245H187V244H184ZM184 245H183V246H184ZM191 245H192V244H191ZM191 245H190V246H191ZM198 245H199V244H198ZM219 245H220V244H219ZM238 245H239V244H238ZM242 245H243V244H242ZM242 245H241V246H242ZM246 245H247V244H246ZM246 245H245V246H246ZM252 245H253V244H252ZM30 246L32 247V244H31ZM34 246H35V245H34ZM36 246H38V245H36ZM36 246H35V247H36ZM72 246H73V245H72ZM76 246H77V245H76ZM94 246H93V247H94ZM103 246H104V245H103ZM148 246H149V245H148ZM163 246H164V244H163ZM168 246H169V244H168ZM171 246H173V245H171ZM171 246H170V248H171ZM176 246H177V245H176ZM183 246H182V247H183ZM187 246H188V245H187ZM187 246H186V247H187ZM194 246H196V245H194ZM203 246H204V244H203ZM208 246H209V245H208ZM210 246H211V245H210ZM215 246H216V245H215ZM227 246H228V245H227ZM233 246H234V245H233ZM257 246H258V245H257ZM259 246H260V245H259ZM25 247H26V246H25ZM40 247H41V246H40ZM56 247H57V246H56ZM56 247H54V248H56ZM70 247H71V246H70ZM93 247H92V248H93ZM109 247H110V246H109ZM112 247H113V246H112ZM129 247H130V246H129ZM129 247H128V248H129ZM165 247H166V245H165ZM174 247H175V246H174ZM191 247H193V246H191ZM217 247H218V246H217ZM220 247H221V246H220ZM229 247H231V246H228V247H225V248H229ZM253 247H254V246H253ZM261 247H262V246H261ZM23 248H24V247H22V248H20V249H23ZM45 248H46V247H45ZM47 248H48V247H47ZM49 248H50V247H49ZM62 248H63V246H62ZM72 248H73V247H72ZM75 248H77V247H75ZM80 248H81V247H80ZM92 248H91V249H92ZM106 248L108 249V246H107ZM117 248H118V247H117ZM134 248H135V247H134ZM144 248H145V247H144ZM148 248H149V247H147V249H148ZM160 248H161V247H160ZM198 248H199V247H198ZM200 248H201V247H200ZM209 248H213V247H209ZM221 248L223 249V247H221ZM221 248H220V249H221ZM234 248H235V247H234ZM239 248H240V245H239ZM254 248H255V247H254ZM8 249H9V247H8ZM24 249H25V248H24ZM27 249L31 250L30 248H26V250H27ZM58 249H60V248H58ZM58 249H57V250H58ZM67 249H68V248H67ZM84 249H85V248H84ZM94 249H96V248H94ZM109 249H110V248H109ZM112 249H113V248H112ZM149 249H150V248H149ZM151 249H152V248H151ZM155 249H156V248H155ZM161 249H162V248H161ZM166 249H168V248H166ZM179 249H180V248H179ZM186 249H187V248H186ZM192 249H193V248H192ZM215 249H216V248H215ZM243 249H244V248H243ZM245 249L247 250V248H245ZM245 249H244V250H245ZM248 249H249V248H248ZM263 249H264V247H263ZM49 250H51V249H49ZM62 250H63V249H62ZM71 250H72V249H71ZM71 250L69 249L70 253H71ZM73 250L75 251V249H73ZM97 250H98V249H97ZM99 250H100V248H99ZM110 250H111V249H110ZM157 250H158V249H157ZM171 250H172V249H171ZM183 250H184V248H183ZM188 250H189V249H188ZM193 250H194V249H193ZM195 250H196V247H195ZM207 250H208V249H207ZM218 250H219V249H218ZM232 250H233V249H231L230 251L232 252ZM238 250H239V251H238ZM240 250H242V247H241V249H237L238 253L241 252ZM258 250H259V249H258ZM9 251H10V250H9ZM33 251H34V250H33ZM47 251H48V250H47ZM54 251H55V250H54ZM60 251H61V249H60ZM65 251H66V250H65ZM83 251H84V250H83ZM88 251H89V250H88ZM92 251H93V249H92ZM92 251H91V252H92ZM94 251H95V250H94ZM120 251H121V249H120ZM137 251H138V250H137ZM162 251H163V250H162ZM168 251H169V250H168ZM209 251H211V253H212V252H215L214 250L212 251L211 249H210ZM227 251H228V249H227ZM235 251H236V250H235ZM242 251H243V250H242ZM251 251H252V250H251ZM26 252L28 253V250H27ZM37 252H38V251H37ZM45 252H46V251H45ZM55 252H56V251H55ZM63 252H64V251H63ZM63 252L61 251V254H62ZM84 252H85V251H84ZM103 252H104V251H103ZM153 252H154V251H152V253H153ZM156 252H157V254H158V251H156ZM160 252H161V250H160ZM178 252H180V251H178ZM218 252H219V251H218ZM218 252L216 251L215 253L218 254ZM224 252H225V251H224ZM233 252H234V251H233ZM243 252H245V251H243ZM249 252H250V251H249ZM255 252H256V251H255ZM257 252H259V251H257ZM0 253H1V252H0ZM7 253H8V251H7ZM33 253L35 254L36 252H33ZM41 253H42V252H41ZM43 253H44V252H43ZM58 253H60V252H58ZM82 253H83V252H82ZM87 253H88V252H86V254H87ZM93 253H95V252H93ZM98 253H99V252H98ZM108 253H109V251H108ZM117 253H118V252H117ZM146 253H147V252H146ZM161 253H162V252H161ZM168 253H169V252H168ZM170 253H171V252H170ZM172 253H175V251L172 252ZM234 253H236V252H234ZM260 253H261V252H260ZM39 254H40V252L38 253V257H39ZM56 254H57V253H56ZM56 254H55V255H56ZM72 254H73V253H72ZM90 254H91V253H90ZM90 254H88V255H90ZM104 254H105V253H104ZM109 254H110V253H109ZM135 254H136V253H135ZM150 254H151V253H150ZM157 254H156V255H157ZM175 254H176V253H175ZM181 254H182V253H181ZM208 254H209V253H208ZM219 254H220V253H219ZM219 254H218V255H219ZM223 254H224V253H223ZM227 254L229 255V253H227ZM236 254H237V253H236ZM236 254H235V255H236ZM244 254H245V253H244ZM249 254H251V252H250ZM261 254H262V253H261ZM29 255H30V254H29ZM29 255H28V257H30ZM45 255H46V254H43V256H45ZM47 255H49V254H47ZM53 255H54V254H53ZM53 255H52V256H53ZM59 255H60V254H59ZM106 255H107V254H106ZM111 255H112V254H111ZM164 255H165V254H164ZM176 255H177V254H176ZM178 255H180V254H178ZM185 255H186V254H185ZM185 255H184V256H185ZM212 255H213V256H212V258H213L215 254H212ZM221 255H222V254H221ZM240 255H241V254H240ZM247 255H248V254H247ZM247 255H246V256H247ZM254 255H255V254H254ZM257 255H258V253H257ZM41 256H42V255H41ZM43 256H42V257H43ZM66 256H67V254H66ZM82 256H84V255H82ZM95 256H96V255H95ZM149 256H150V255H149ZM152 256H153V255H152ZM161 256H162V255H161ZM166 256H167V255H166ZM180 256H181V255H180ZM180 256H179V257H180ZM215 256H217V255H215ZM230 256H232V255H230ZM248 256H251V255H248ZM255 256H256V255H255ZM259 256H260V255H259ZM259 256H257V257H259ZM38 257H37V258H38ZM42 257H41V259H42ZM64 257H65V256H64ZM67 257L71 258L70 255L67 256ZM76 257H77V256H76ZM80 257H81V256H80ZM87 257H88V256H87ZM87 257H86V258H87ZM114 257H115V256H114ZM116 257H117V256H116ZM173 257H174V256H173ZM226 257H227V255H226ZM241 257H242V256H241ZM252 257H254V256L252 255ZM44 258H46V257H44ZM50 258H51V257H50ZM53 258H54V256H53ZM83 258H84V257H83ZM108 258H109V257H108ZM108 258H107V260H108ZM126 258H127V256H126ZM164 258H165V256H164ZM181 258H182V257H181ZM233 258H234V257H233ZM237 258H238V257H237ZM250 258H251V257H250ZM260 258H262V257H260ZM30 259H31V258H30ZM32 259H33V258H32ZM39 259H40V258H39ZM65 259H66V258H65ZM77 259H78V258H77ZM84 259H85V258H84ZM92 259H93V258H92ZM100 259H101V258H100ZM167 259H168V258H167ZM171 259H172V258H171ZM215 259H216V258H215ZM217 259H218V258H217ZM228 259H229V258H228ZM228 259H227V260H228ZM231 259H232V258H231ZM253 259H254V258H253ZM24 260H25V262H26V259H24ZM27 260H28V258H27ZM51 260H52V259H51ZM57 260H58V258H57ZM80 260H81V259H80ZM89 260H90V258H89ZM112 260H113V259H112ZM112 260L110 261V259H109V260L106 261V262H108V263H109V262H113ZM114 260H115V259H114ZM120 260H121V258H120ZM131 260H132V259H131ZM131 260H129V261H131ZM161 260H162V259H161ZM161 260H160V261H161ZM165 260H166V259H165ZM180 260H181V259H180ZM180 260H179V261H180ZM182 260H183V258H182ZM182 260H181V261H182ZM184 260H185V259H184ZM184 260H183V261H184ZM224 260H225V257H224ZM235 260H236V259H235ZM235 260H234V262H235ZM256 260H257V258H256ZM261 260H262V259H261ZM29 261H30V260H29ZM32 261H33V260H32ZM37 261H39V260H36V262H37ZM40 261H41V260H40ZM48 261H49V260H48ZM69 261H70V259H69ZM78 261H79V260H78ZM78 261H77V262H78ZM86 261H87V260H86ZM93 261H95V260H93ZM97 261H98V260H97ZM104 261H105V260H104ZM118 261H119V260H118ZM185 261H187V260H185ZM219 261H220V260H219ZM219 261H218V262H219ZM237 261H238V259H237ZM257 261H258V260H257ZM259 261H260V259H259ZM259 261H258V262H259ZM263 261H264V260H263ZM30 262H31V261H30ZM34 262H35V261H34ZM53 262H55V261H53ZM59 262H60V260H59ZM80 262H81V261H80ZM87 262H88V261H87ZM87 262H85V263H87ZM90 262H92V261L90 260ZM90 262H89V263H90ZM99 262L102 263V261H99ZM167 262H169V261H167ZM167 262H166V263H167ZM176 262L178 263V261H176ZM188 262H189V261H188ZM188 262H187V264H188ZM191 262H192V261H191ZM213 262H214V260H213ZM215 262H216V261H215ZM223 262H224V261H223ZM226 262H228V261H226ZM232 262H233V261H232ZM241 262H242V261H241ZM23 263H24V262H23ZM26 263H27V262H26ZM39 263H40V262H39ZM66 263H67V261H66ZM66 263H65V264H66ZM78 263H79V262H78ZM89 263H87V264H89ZM94 263H96V262H94ZM94 263L92 262L91 264H94ZM103 263H105V262H103ZM166 263H165V264H166ZM193 263H194V262H193ZM193 263H192V264H193ZM219 263H221V262H219ZM236 263H237V262H236ZM248 263H249V262H248ZM262 263H263V262H262ZM262 263H261V264H262ZM27 264H28V263H27ZM29 264H30V263H29ZM31 264H33V262H32ZM40 264H41V263H40ZM42 264H43V263H42ZM44 264H45V262H44ZM49 264H50V263H49ZM51 264H52V263H51ZM57 264H58V263H57ZM62 264H63V263H62ZM83 264H84V263H83ZM98 264H99V263H98ZM132 264H133V263H132ZM135 264H136V262H135ZM161 264H162V263H161ZM167 264H168V263H167ZM172 264H173V263H172ZM181 264H182V263H181ZM184 264H185V263H184ZM190 264H191V263H190ZM215 264H216V263H215ZM224 264H225V263H224ZM226 264H227V263H226ZM229 264H230V263H229Z\"/></svg>",
	"mask_w": 264,
	"mask_h": 264
}]
</instances>
